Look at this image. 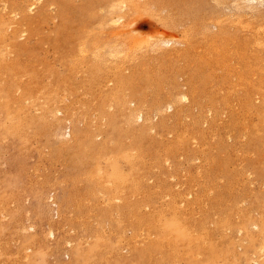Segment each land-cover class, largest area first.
Here are the masks:
<instances>
[{
    "label": "rangeland",
    "instance_id": "374dc122",
    "mask_svg": "<svg viewBox=\"0 0 264 264\" xmlns=\"http://www.w3.org/2000/svg\"><path fill=\"white\" fill-rule=\"evenodd\" d=\"M8 1L3 0V2L2 1L0 2V5L2 3L3 4L2 6L5 7V8L2 6L0 7L1 16L3 15V13L7 14L6 16L9 19L6 24L5 20H7V17L5 18L4 15L2 17L0 16L1 18L5 19L4 21L3 19L2 21H0V25H2V27H5V26L8 27V28L5 27L7 30L5 31L3 30V31L4 32L7 31L5 33L6 35L9 34L8 36L9 38H4L5 41L7 39L8 41L7 42L3 41L0 44L1 46L3 43H5L3 44L5 45L4 47L2 45L3 49H1L0 47V58H2V55L4 56V58L0 59V67H1L0 75L1 74L3 75V76L2 75L0 76V84L3 83V85L2 84L0 85V103H1L0 104V111H1L0 112V210L4 211V213L0 211L1 213L0 214V240H1L0 241V252H1L0 253V264H12V263L13 264H177V263L178 264H264V244L262 245V243H264V161H262L264 160V153H262L261 151V150L264 151V138H263L264 137V107H263L264 106V84H263L264 83V77H263L264 76V57H263L264 56L263 54L264 44H262L264 43L262 42L264 40V33H263L264 32V28H263L264 27V4H263L264 0L263 1L259 0L260 1L259 3H258V0H254L256 3L254 2L253 3L256 6H260V7H256L255 5L253 6V3L251 5L252 9H249L250 7L249 8L245 7L250 10L249 12H247L248 9L245 11L244 7L242 8L244 9V11L240 8L237 9L238 7L236 6L238 4H241V2H244L243 0L242 1L239 0L240 3L237 2L236 6H235V0H230V1L227 0L226 3H225V0L224 1L220 0L222 2V5L220 4L219 0L218 1L217 0H199V1L198 0H194V1L187 0L186 2L185 0H182L184 1L182 2L183 5L180 0H168L169 2L172 1L173 4L172 2L169 3L167 0H157V2H155L156 0L154 1L152 0L154 4L156 3V5L159 3L157 7L150 0H148L151 2V3L149 2V4L151 5L153 4L152 5L153 7L149 5L151 9L149 8L148 5L145 6L148 1L146 2V0L145 1L143 0V2L145 3H142V4L139 3L140 7H138L139 5L136 4L138 5L137 8H140V9L143 7L141 5L144 4V8H142L141 11H139L140 13L139 12L135 13V11H133L132 9L131 10L129 9L130 6H128L127 2H130V1L132 2L135 0H130V1L125 0L127 4L125 3V1L121 0L122 2L125 3V5L124 3L121 4L120 3L121 1L117 2L118 0H115V1L113 0H103V1L102 0H56V2L58 1V3L53 2L54 6L53 4L52 6L48 5L49 6L48 8L49 9L51 8V10L47 9L46 11L45 9L46 14H44L43 12L44 9H41V6L46 0H43L42 3H40V6H39V2L37 1L33 0V2H31L32 0H28L29 4L30 2L33 4H37V7H35L36 11L33 9L34 12L29 11L26 8L28 6H26L25 3L21 4V1L17 2L18 0H16V3H15V0H13L14 2L11 1L9 3ZM110 1H113V2H111L112 4L109 5ZM138 1L136 0L135 2H132V3L135 5V3ZM161 1L165 2L163 3L165 7L163 4H161L162 3ZM179 1L181 4L179 3ZM5 2H7V4ZM12 2L15 4H13ZM196 2L197 4H195ZM116 3H119L118 5H116L117 7H119V5H124L123 7L127 8L128 6L129 7L128 9H124L126 10V12L127 10L128 12L130 10L129 12L130 14L133 15L135 13L133 16H131L128 12H127L128 14L125 12L126 16H124V14L121 15L123 16V21L125 20L124 24L129 21L131 22V25L133 23L132 25L133 30H131V33L133 31L135 35L132 34L131 36L132 37L135 36L137 38L133 37L132 39L131 37V39L133 41H135L134 38L136 40H142V42L138 41L137 44L135 43L136 45H139V43H143V41L147 43V44L144 43L146 45L145 47L147 46L150 47V44H151V47L153 46V48H150L151 50L149 49V47L145 48L143 44H142L143 47L141 45L142 48L139 47V49L141 48L140 50L136 48L137 46H134L135 48L132 47L133 46L131 45L133 44L132 40H131L132 41L131 44L129 40H123L125 38L128 39L127 35H124L123 32L120 33L121 34L120 36L121 40H120L119 38L120 34L118 33L126 29V28L121 29V27L125 26L124 24H123L124 26L120 25L121 23L116 24L117 22H115V25L117 27H120V26L121 27L120 28L113 27L112 29H115V31L117 29V31L119 32H114L113 30V35L115 33L116 34L111 37L110 34H112L111 32L112 30L110 27L112 24L109 25L110 27L107 25L108 21L109 22L111 21V19L109 20L110 18L109 16L112 15L113 21L111 22H114V19L116 18L117 14H119L120 12L124 13V10H122V6H121V9L119 8V11L120 10L122 11L115 13L114 14L116 15L115 18L112 14L113 12L112 13L110 12L111 13V14L109 13L110 15L107 14L108 16L106 15L107 13L106 11H109L111 8H113L114 4ZM230 3L234 4V6H231ZM17 4L19 5V9H20V4H21V7L22 5H25L24 10L25 11L28 10V12H30L31 15L26 14L28 13L27 11L26 12L23 11V14H22L23 9L18 10ZM166 4L168 6L170 5V8L172 9H170ZM179 4L183 7L181 8ZM228 4L231 6V9L232 8L234 9L236 7V9H234L235 11L241 10L240 11L241 13L240 12L238 13V11L234 12L233 10L229 11L230 7L228 6ZM171 5H175V7L177 6L176 9L174 6L171 7ZM184 5H187L186 6L187 8L185 7L184 9ZM9 6H10V10L12 9V11L14 12L10 10H9L10 12H6L8 11L7 9H9ZM14 6L16 8H14ZM116 6H114L115 9H116ZM195 6L197 7V9H195L196 12L198 11L199 13L195 12L194 10V8H196ZM224 6H226L225 7L226 9L227 7L229 8L227 9L229 12L226 11ZM106 7L107 8L109 7L108 10H106L107 9ZM159 7L161 8L163 7L164 9L168 7L170 12L171 11L174 12V15L171 14L173 12L170 13L168 12L167 9L165 11L164 9L162 10ZM1 8H4V12H2ZM152 8L153 10L155 9L154 12H152L153 11ZM177 8L181 10L183 9L185 12H183V10L177 12V10H179ZM115 9H112V10H115ZM145 9L147 10L146 11L147 13L150 10H152L150 11L152 13L150 12L148 14L146 12L145 14L142 13V11ZM156 9H158L159 11ZM253 10L255 11L256 17H253L255 16ZM18 11H21V13ZM90 11L96 12V13L93 12V14L96 17L93 14H91ZM115 11H118V9ZM163 11L166 13H164ZM231 11H233L234 13H232ZM39 12H42V14ZM50 12L54 14L52 15ZM157 12H159L161 15L158 14ZM175 12L177 13V15ZM189 12L191 13L193 12V15L190 13L192 17H189L190 16ZM224 12L225 13L228 12V14L227 13L225 14ZM244 12H247L246 13L247 16L249 15L248 13L251 12L250 13L251 15L246 17ZM18 13H20V15ZM194 13L197 15L196 18L194 17ZM223 13L227 17H230V16L234 17V15L237 13L236 14L237 16L235 15L236 17L234 18L237 19L238 17L239 19L240 17L242 23L241 22L238 23L235 19H233V17L230 18L231 19V22H230L229 21L230 19L228 18L229 19L228 20L223 15ZM13 14H16L15 17ZM50 14L52 15V17ZM136 14L138 15L135 16ZM180 14L181 15L183 14L182 18ZM184 14L186 15L185 17H184ZM243 14H244V18L242 16ZM18 15L19 17L21 16L20 18L28 17V15L31 18L32 16L33 17L35 16L34 18H32L33 26L35 25L34 26L35 28L32 29L31 28L32 24L25 22L27 26L31 28L30 29L28 27L27 29V26H26V29H27L26 32H28L26 34L25 33L26 29H23L25 28L23 25L24 22H21V19L20 21L19 20L15 21V18H18L16 17ZM90 15H93V16L90 17ZM128 15L131 16V18ZM179 15H180V18H179ZM37 16L38 17L40 16L39 18H42V19L41 20L38 19ZM54 16H55V19H54ZM156 17L159 19L160 18L163 19V21L160 19V22L161 21L166 22L169 20L167 22L168 25L167 24L163 25L162 22L160 24L159 19H157ZM172 17L175 19H173ZM193 17H194L193 19L194 21L191 19ZM12 18L14 19L13 21H11ZM127 18H130L133 20H130V19L128 20ZM246 18L248 19V21ZM102 19H105V20H102ZM177 19H181L183 22ZM189 19H191V22L189 21ZM196 19L197 20L200 19L198 23ZM34 20H38L39 22L38 21L35 22ZM101 20L102 22L106 21V23L104 24L105 27L103 25L104 22L102 23ZM170 20H173V21L170 22ZM206 20L207 22H205ZM234 20L238 23V25L235 24L237 27H235L234 25V22H235ZM10 21L13 22L12 23L13 25H15L14 23H17L18 25V23L21 22V24L18 25L19 27L18 26L16 27V25L14 27H16L17 29L21 28L23 30L21 29L17 30L15 28L17 30L16 31L15 29H12L18 33V34L15 33L17 34V36H14L15 35L14 31L13 32L11 31V26L12 28L14 27L12 24H10L11 23ZM46 21L47 23H45ZM226 21H228L227 23L229 22L231 24L233 23L234 28L233 26L230 27L226 23ZM173 22L175 23V26H173L174 25ZM213 22L214 23L220 22L219 26L218 27L215 26ZM169 23L171 24L169 25ZM177 23L179 26H177ZM225 23L227 24V26ZM3 24L5 26H3ZM37 24L39 25V27H37L38 26ZM21 25H23V28ZM115 25L113 24V26ZM171 25L174 27V29L171 28L172 27ZM188 27H190L189 30H188ZM216 27L218 29H221L222 34H220V32L218 34V31L220 30H218ZM100 28L102 29V31ZM192 28H194V31H196L195 32L196 34L194 33ZM0 29H1V26H0ZM103 29L106 31H104ZM209 29H210V32H209ZM3 31H2V34L5 37V34L3 33ZM18 31L19 32L21 31L20 32L21 36H18L19 35ZM109 31L111 33H109ZM99 33L103 35H100ZM255 33H257L259 37L260 35L261 37H263L262 41H261V37L260 38L258 37L260 39L258 40L260 41L258 45H257V42H255V40L258 39ZM11 34H13L12 35L13 37L11 36ZM251 34L253 35L252 38H248V37H251ZM116 35L118 37L114 39L115 41L112 40L113 38L116 37ZM123 35L126 37H124ZM208 35L210 37H208ZM211 35L213 36L214 39L211 37ZM99 36L101 37L98 38ZM106 36H109V40H108V37ZM14 37L15 39H13ZM184 37L186 38L184 39ZM254 37L256 39H254ZM95 38L96 40L99 39L98 40L99 43L96 42ZM103 38L105 41L107 40V42H105ZM245 38H248V39L245 40ZM153 39L154 40L157 39V41H162V40L164 41L166 39L169 40L171 44L168 42V49L171 47L173 48L175 47L174 50L177 49L178 47L177 46L178 44L176 45L175 43L180 42L179 43L180 47L177 50H175L179 52L180 58H179L178 53L176 56L175 51H173L175 55L174 56L172 55L173 57L172 58L170 55L171 54L170 49H169L170 54H168L167 49L165 50L168 56L166 55V53L164 56L165 51H163V53H162V50L157 52L159 49L157 48L155 49L154 44L158 42L156 40L154 41ZM158 39H161V40H158ZM186 39L188 40L191 39V40L188 41ZM250 39H254V40H250ZM116 40H119V42L122 43V44L117 45V46H120L119 48H121V45H123V43L124 45L126 43L122 41H127L129 42L130 45L126 44V46L124 45L123 46L124 47L131 46L134 49V51H137L138 53L133 52V49L131 47H130L132 50V51L130 50L131 53L129 52L130 48H126L125 50L124 47H122V51H123L122 54L120 52V49L118 48L117 50H113L116 48V44H117ZM247 40L248 41L250 40L251 43L250 41L248 42ZM29 41L31 42L29 43ZM231 41L232 42L234 41L233 44ZM252 41L254 42V45L257 47L252 45L253 44ZM182 42H183V45H182ZM235 42L237 45L235 44ZM11 43L12 45L10 46ZM18 43L21 44V48L19 46L20 44L17 45ZM92 43L95 45H92ZM104 43L107 44L105 45L106 47H104ZM112 44L115 45L114 48ZM186 44L188 45L190 44L191 48L186 47L188 46ZM214 44H216L217 46L215 47ZM234 44L236 45L235 46L236 48L234 47ZM8 46L10 49L12 47V49L10 50ZM22 46H23V49H22ZM97 46H99L98 48H100L101 52L97 51L98 50ZM109 46H111L113 49L110 47L112 49L111 52L109 50L107 53L109 52L110 53L107 54L108 56L107 55L105 56L106 50L110 49L108 48ZM258 46L260 47L258 48ZM13 47H15L14 50H16L15 51L16 53L13 51ZM16 47H18L22 51L21 52L20 50L17 51L18 48ZM219 47H222V48L220 49ZM5 49H7V51ZM147 49H149L148 51L150 53L146 52ZM152 49H154L155 51L153 50L154 52H151ZM228 49L230 50V52ZM1 50L6 51V53L2 52ZM83 50H85V52H83ZM86 50H89V52H87ZM118 50L121 55L117 53ZM252 50L254 53L251 52ZM66 51H68L69 53H67ZM112 51L113 52L115 51V52L112 53ZM124 51L126 55H123L125 54ZM97 52H99V55L96 54ZM155 52L158 55L162 53L163 55L160 54L162 55L161 58L162 57L165 58L167 56L166 59H169L170 57L172 59L170 58V60L165 61V59L163 58V61H164L163 63L161 59H158L160 57H157ZM2 53H5L6 55ZM115 53H117V55L119 54L118 56L116 55L117 61L115 59L116 57L113 58V55ZM140 53H142V55ZM66 54L69 55V58L68 56H65ZM76 54L77 55L81 54V55L78 57ZM111 54L112 56L110 57L109 55ZM127 54L128 56L129 54H131L130 58H133V57L134 58L127 59L128 58ZM90 55H93V56L90 57ZM94 55L97 56L96 59L98 60H94L95 59ZM62 56L63 57L65 56V57L63 58ZM98 56L100 57L102 56V57L100 58ZM120 56H123V58L124 56L125 57L127 56V58L123 59ZM109 57L112 59H110ZM99 58L101 60L102 59L103 60L106 59V60L100 61ZM118 58L123 59L122 60L123 65L121 64L122 62H120L121 60L119 61ZM6 59L7 61H5ZM9 59L11 62L8 61ZM108 59L110 60V62L107 61ZM15 61L16 63H18L17 64L18 66H16ZM167 61H170V62H167ZM19 63L20 64L22 63V64L19 65ZM109 63H111L112 65ZM114 63L116 66L114 65ZM3 64L4 65L6 64L5 68H2ZM7 65L8 67H6ZM12 65H13V69L15 65L14 70H12L11 68ZM104 65H106V67ZM113 65L115 68L116 67L117 68L115 69ZM27 66L30 68V70ZM67 66H70L71 69ZM109 67L111 68L109 69ZM221 67H224V68H221ZM119 68L121 71L119 70V72L117 73L116 71H118ZM104 69L106 72L104 71ZM15 70L19 71V73ZM92 70H94V72H92ZM88 71H90V73ZM15 73L16 75H14ZM116 73L122 74V77L120 76V78H121V81H123V84L125 83V81H127L126 86L125 84L123 85L121 82L120 83L122 85H120L119 82H117L119 79L116 80V78H118L119 75L117 76ZM66 74H67V77H65ZM110 74H112V76ZM160 74H162L161 78H160ZM56 76L58 78H56ZM59 76L62 78L60 79ZM4 77H6V79ZM123 77H125V79ZM126 77L127 78L131 77V78H129V80H126L127 79ZM13 78L15 79L13 80ZM94 78H95V82H94ZM122 78L124 80H122ZM237 78L238 79L240 78L241 80L239 79V81H237L238 80ZM131 79H133L132 80L133 82L130 81ZM81 80H83V82ZM12 81H14V83ZM8 82L9 83L11 82V83L9 84ZM20 82L22 83L19 84ZM88 82H90L91 84ZM95 84L96 86H94ZM5 85L7 86L5 87ZM61 85L62 87L64 85L65 86L62 88ZM237 85L238 86L240 85L242 87L240 86L237 87ZM10 86H11V89L9 88ZM88 86H89V89H88ZM18 87L21 89H19ZM125 87L126 89L123 90V88ZM5 88H8V89H5ZM26 89H28L29 91ZM120 89L123 91H121ZM10 90L12 92H10ZM49 90L50 91L52 90V91L50 92ZM111 90H114L112 91L114 92V94L118 93V95L117 94L115 95L117 96V100L118 98L126 100V105L127 106L130 105L129 107L131 110H128L130 111L129 112L130 114L131 112H133L134 115H136L135 113H137V115L135 116L137 117V122L135 121L136 120L135 117H134L135 119L132 118V120L135 123L131 120L133 125L130 121L131 118L129 117H132L134 115L133 114L129 116L127 115L128 113L127 109L129 107L127 108L125 104L122 105L124 101L118 100V101H115L114 103L113 99L115 100L116 97L111 92ZM110 92L112 93V95ZM122 93L127 95V97L125 98V95H123ZM180 93L185 94L186 96L185 98L187 100L186 99H183L184 101L175 100V99H178L182 95V94L179 95ZM173 94L177 96L179 95V97L176 98L177 96L175 97V95ZM250 94L251 95L254 94L252 95L253 97ZM24 96L25 98H27V100L22 99ZM33 96L35 98H33ZM102 96H103V99H101ZM132 96L133 97L135 96L134 99L138 97V100L135 101L134 99H132ZM17 97L18 98L22 97L20 99L21 101H19ZM170 97H172V99L175 97V99H173L174 101ZM14 99H16L17 101L16 100L15 101L19 103L16 104ZM63 99L65 100V102L63 101ZM131 99L134 100V102L132 101L133 103L132 102L130 103L136 104L135 102L140 101L141 104L137 102V105L139 104V105H142L143 107L138 105V108H136L132 104L127 103V101H131ZM168 99L170 101H168ZM23 100H25L24 101L25 103L22 102ZM171 100L173 101V103ZM237 100L239 101L237 102ZM165 101L168 103L166 104ZM175 101H178L177 102L178 107L174 106L175 108H172ZM34 102H36L37 105ZM235 102L237 103V106ZM95 103L96 105L99 104L98 105L99 108H96L97 106H95ZM117 103L119 104L117 105ZM159 103L160 104L162 103L163 105L166 104V105L161 106ZM22 104H24V106ZM62 104H64L66 108ZM208 104L209 106H207ZM7 105H8V108L11 109V111L10 109L7 110L8 109ZM50 105L52 107H50ZM119 105L120 106L122 105V107H119ZM157 105H160L159 108H157ZM242 105H243V108H242ZM21 106H22V109H21ZM123 106L126 107V108L124 107L126 110H123L124 109ZM225 106H226V109H225ZM13 107H15V109H13ZM165 107H168L167 110L165 109ZM134 108L136 111L139 110L141 113H145L147 111L148 114H146L147 112L145 113L147 116L144 114L142 115L139 111L137 112L134 111ZM142 108L143 110H141ZM152 108L154 110L156 108L157 111L159 109L160 110L162 109V111L166 110L167 112L163 111L164 113L161 112L160 110L158 111L164 114L163 116L165 117H163L162 115L160 117L159 116L160 113H158L157 111L154 112ZM99 109L100 110L102 109V110L98 111ZM173 109L175 110L172 111ZM208 109H211L210 112ZM22 111L23 112L26 111V112L24 113V115L20 116ZM230 111H232L231 112L232 114L230 113ZM234 111L235 113H233ZM138 113L141 114L143 117L146 116V118L144 119L148 123L147 126L146 124L144 125L142 124V123H145V120L144 119H142L144 121L140 120L142 117L139 119ZM244 113H246V116H244L245 115ZM29 114H31L32 116ZM52 114H53V117H52ZM99 114H101V117ZM10 116L11 118L12 117L13 118L11 119ZM14 117H15V120H14ZM126 117L129 118V120ZM163 118L166 121V122L164 121V123H166L165 125L166 127L163 126L164 124H162ZM229 118L231 119V121ZM56 119L58 120V122ZM205 119L207 120L205 121ZM68 120H70V122ZM138 120L142 122L140 123V121ZM161 120L162 122L159 123ZM127 122L129 123V125L131 124V126H129ZM149 123L151 124L149 125ZM58 124L60 125L61 128L58 126ZM134 124L138 128L140 127L138 125L140 124L142 125L141 128H142L143 133L141 132V128H139L141 133L138 132L139 134H142V135H139L137 133L140 136V138L141 136H144L142 140L137 139L139 137H137L138 135L137 136L135 135L137 128ZM240 124H242L243 126L242 125L240 126ZM190 125L191 127H188ZM216 125L218 127H216ZM146 127L147 128L151 127L152 129L149 128L147 130ZM184 127L187 130L184 129ZM244 127H246V129ZM146 130L149 132H147ZM230 130L232 131V133H230L231 132ZM173 131L174 133H171ZM144 132L147 134H145ZM21 133L24 136L21 135ZM180 134L183 139L180 138L181 137ZM73 135L74 137H72ZM174 135H176V137ZM227 136H229V138ZM30 137L31 139H29ZM72 138H74L75 141L74 140L72 141ZM192 139L194 140L192 141ZM61 141L64 143L62 144ZM190 141H191V144L189 143ZM206 141H207V144H206ZM158 142H159V145H158ZM178 142H179V145L175 144ZM180 143H181V146L183 145L182 148L179 147ZM192 143H194V145ZM89 144L92 146H90ZM143 144H145L146 146ZM82 145H84L85 147ZM184 145L188 147H185ZM88 146H90L91 148H89ZM137 147L139 148L137 149ZM184 147L186 150L184 149ZM173 148H175L176 150ZM131 149L133 150L136 149L137 152ZM148 149L151 151L149 152ZM188 149H191V151ZM141 151H144V153ZM152 151H154L156 154ZM245 153H248L249 155L248 154L246 155ZM120 156L121 157L123 156V157L119 158ZM155 157L157 159H155ZM165 159L167 160L163 161ZM216 159L217 160L220 159V160L217 161ZM80 161H82L81 164H80ZM150 163L152 165H150ZM148 165L151 167L149 168ZM157 165H159V167ZM134 166H136V168H134ZM81 167L82 168L84 167V168L80 170ZM99 167L100 169H98ZM114 167H116L118 171L121 172L122 176H125V177L128 176L125 178L127 179L126 182L122 181V184H121L120 183L121 180L120 182L118 180V178L120 177L118 174L117 176L119 177L116 178L118 181L117 183V181L115 180V175L116 173H118V171H116L117 169ZM157 167H158V170H157ZM96 170L97 171L100 170L101 172L100 171L97 172ZM129 171H130V174H129ZM113 173H115V175ZM99 174H101L102 176H99ZM90 177H91V180H90ZM107 178L108 179L110 178V179L108 180ZM145 178L147 182H145L144 180ZM109 181H111V183H109ZM131 181L132 183H130ZM133 182L135 185L133 184ZM154 184L156 185V187ZM175 184L177 187L175 186ZM104 185H106V187ZM116 185H118L116 187L117 193H115L116 191L114 190L115 189L114 187ZM107 187L110 188L111 191H109ZM148 187L150 188V190ZM201 187H203L204 189L203 188L200 189ZM117 188L118 189L121 188V189L117 190ZM225 188L228 191L225 190ZM123 189L124 191L125 190L127 191L124 192ZM168 189H170V191ZM213 190L214 192H211ZM119 191L121 192L123 191V192L121 193ZM236 191H237V194H236ZM103 192L104 194H102ZM126 192L129 195H127ZM179 192L181 193L179 194ZM123 193L124 194L126 193L125 194L126 196ZM168 194H172L173 196L172 195H171L172 197L170 195L168 196ZM186 194H187V197H186ZM85 195L88 197H86ZM107 195H110V197ZM205 195H207L208 199L207 197H204ZM221 195L225 199H223ZM82 200H85V202H82ZM190 200L193 203L190 202ZM143 201L145 203H143ZM122 202H123L124 207L122 205ZM124 202L126 205L124 204ZM153 203L155 204V206ZM227 203L228 205H226ZM150 204H152L153 207L149 206ZM126 213H128V215ZM111 215H113V218ZM143 216H147V217H143ZM63 218H65L66 220ZM172 220H175V221H172ZM153 223H154V226L156 225L155 227L153 226ZM175 223L180 228L177 227ZM250 224L251 225L253 224L254 226L253 225L250 226ZM250 227H252L253 229L252 228H251L252 230L246 229ZM254 227L255 228L257 227V229H255ZM238 228H240L241 230H239ZM236 229L238 233H236ZM162 230L163 232L161 233ZM248 230H251V231H248ZM141 231L144 233H142ZM145 232L148 233V236L146 235ZM256 233L257 235H255ZM261 248L263 251L262 250L260 251Z\"/></svg>",
    "mask_w": 264,
    "mask_h": 264
},
{
    "label": "bare ground",
    "instance_id": "6f19581e",
    "mask_svg": "<svg viewBox=\"0 0 264 264\" xmlns=\"http://www.w3.org/2000/svg\"><path fill=\"white\" fill-rule=\"evenodd\" d=\"M1 1L3 2V0H0V2H1ZM4 1H5V0H4ZM7 1H8V0H7ZM11 1H13V0L8 1V3L11 2ZM20 1H21V4H24V3H25V5L28 6V7H26V8H27L29 11L34 12L33 9L35 10V7H37V4H33V3H31V2H33V0L30 2V4H29L28 0H26V1H25V0H24V1H22V0H18L17 2H20ZM35 1L39 2V6H40V3H42L43 0H35ZM102 1H103V0H102ZM113 1H115V0H113ZM113 1H110L109 5L112 4L111 2H113ZM120 1H121V0H118L117 2H120ZM122 1H125V0H122ZM122 1L120 2L121 4L124 3V2H122ZM126 1H127V0H126ZM126 1H125V3H126ZM129 1H130V0H129ZM135 1H136V0H135ZM135 1H132V2H135ZM137 1H138V0H137ZM139 1H140V2H139ZM139 1L136 2L135 5H136V4L139 5V3H140V4L145 3V2H143V0H139ZM141 1H142V2H141ZM144 1H145V0H144ZM147 1H148V0H146V2H147ZM150 1L154 4V2H153L154 0H153V1L150 0ZM150 1H148L147 4H146L145 6H147V5L149 6V5H151V4H149ZM167 1H168V0H167ZM180 1H181V3L184 2V1H182V0H180ZM180 1H179V3H180ZM186 1H187V0H185V2H186ZM193 1H194V0H193ZM198 1H199V0H198ZM217 1H218V0H217ZM219 1H220V0H219ZM223 1H224V0H223ZM226 1H227V0H225V3H226ZM229 1H230V0H229ZM240 1H242V0H240ZM243 1H244V2H241V4H238V5L236 6L237 2H238V3H240V2H239V0H237V1L235 0V6L238 7L237 9H239V8L242 9L243 7H244V8H245V7H248V8L250 7L249 9H252V8H251V7H252V6H251L252 3H253V2L256 3L254 0H243ZM261 1H263V0H261ZM13 2H14V1H13ZM13 2H12V3H13ZM27 2H28V3H27ZM53 2H56V0H46V1H44L43 5L41 6V9H44V11L42 10V11L44 12V14H46L45 12L47 11V9H49L48 7H49L50 5L52 6ZM132 2H131V1H130V2H127V3H128V6H130V8H129L127 5H126L127 8H126V7H123V6L125 5V3H124V5H119V7L116 6V5H118L119 3H116V4H114V6H116V9H115L114 6H113V8H111V6H110L111 9H110L109 11H106V10H108V8H109V7H108V8L106 7V8H107V9L105 10V11L107 12L106 15L109 14L110 12H111V13L113 12L112 14H113V16H114V18H115L116 15H114V14L117 13V12H120V11H122V10H124V9H128V8H129L130 10L132 9L133 11H135V13H137V12L141 11L142 8H144V4L141 5V6H143V7L140 9V8H137L138 5L135 6ZM151 2H150V3H151ZM155 2H157V0H156ZM161 2H162L161 4L165 3V2H163V1H161ZM168 2H169V1H168ZM168 2H167V3H168ZM171 2H172V1H171ZM171 2H169V3H171ZM231 2H232V1H231ZM259 2H260V1L258 0V3H259ZM5 3L7 4V2H5ZM15 3H16V0H15ZM15 3H13V4H15ZM35 3H36V2H35ZM56 3H58V1H57ZM127 3H126V4H127ZM181 3H180V4H181ZM192 3H193V2H192ZM223 3H224V2H223ZM254 3H253V6L255 5ZM258 3H257V5H258ZM261 3H262V2H261ZM18 4H19V3H18ZM18 4H17V6H18V7H17L18 10L23 9V10H22V14H23V11H24V12H26V11L28 12V10H26V11L24 10V6H25V5H22V7H23V8H22V7H21V4H20V9H19V5H18ZM27 4H29V5H27ZM59 4H60V3H59ZM102 4H104V3H102ZM153 4H152V5H153ZM158 4H159V3H158ZM158 4H157V5H158ZM172 4H173V2H172ZM174 4H175V3H174ZM180 4H179V5H180ZM195 4H197V2H196ZM198 4H199V2H198ZM220 4L222 5V2H221V1H220ZM230 4H231V3H230ZM263 4H264V2H263ZM263 4H262V6H263ZM2 5H3V4L1 3L0 7H1ZM48 5H49V6H48ZM109 5H108V6H109ZM152 5H151V6H152ZM154 5L157 7L156 3H155ZM163 5H164V4H163ZM166 5H167V4H166ZM177 5H178V3H177ZM182 5H183V3H182ZM212 5H213V4H212ZM260 5H261V4H260ZM5 6H6V5H5ZM46 6H47V7H46ZM53 6H54V4H53ZM121 6H122V10L119 11V8L121 9ZM159 6H160V5H159ZM167 6H168V5H167ZM172 6L175 7V5H171V7H172ZM186 6H187V5H184V9H185ZM228 6L230 7V9L227 7V9H229V11H230V10H233L234 12H237V11H238V13L241 11V10H240V11H239V10L235 11L234 9H236V7H235L234 9H233V8L231 9V6H234V4H231V6L228 4ZM255 6H256V5H255ZM2 7H4V6H2ZM11 7H13V6H11ZM44 7H46V8H44ZM84 7H85V6H84ZM138 7H140V5H139ZM152 7H153V6H152ZM164 7H165V5H164ZM168 7L170 8V5H169ZM168 7L165 8V9H164L163 7H162V8L159 7V8L162 9V10L164 9L165 11H166V9H167L168 12H170ZM176 7H177V6H176ZM176 7H175V9H176ZM180 7L182 8L183 6L180 5ZM190 7H191V6H190ZM195 7H196V6H195ZM225 7H226V6H224V8H225ZM256 7H260V6H256ZM4 8H5V7H4ZM4 8H1V9H2V12H4ZM14 8H16V7L14 6ZM52 8H53V7H52ZM100 8H101V7H100ZM149 8L151 9L150 6H149ZM186 8H187V7H186ZM248 8H245V11H246ZM253 8H255V7H253ZM45 9H46V11H45ZM54 9H55V8H54ZM112 9H115V10L118 9V11H115V10H112ZM139 9H140V10H139ZM147 9H148V8H147ZM150 9H149V10H150ZM170 9H172V8H170ZM175 9H174V11H175ZM177 9H179V8H177ZM188 9H190V8H188ZM195 9H197V7L194 8V10H195ZM200 9H201V7H200ZM200 9H199V10H200ZM225 9H226V8H225ZM225 9H224V10H225ZM227 9H226V11H228ZM249 9L247 10V12L250 11ZM255 9H257V8H255ZM255 9H254V10H255ZM7 10H8V11H6V10H5V11H6V12H10V11H12V9L10 10V6H9V9H7ZM9 10H10V11H9ZM13 10H15V9H13ZM49 10H51V8H50ZM130 10H129V12H130ZM152 10H153V8H152ZM152 10H150V11H152ZM154 10H155V9H154ZM154 10H153L152 12H154ZM156 10H158V9H156ZM182 10H183V9H182ZM182 10L179 9V10H177V12H178V11H182ZM192 10H193V9H192ZM202 10H203V9H202ZM242 10L244 11V9H242ZM254 10H253V12H254V15H255V11H254ZM35 11H36V10H35ZM53 11H54V10H53ZM53 11H51V12H53ZM97 11H98V10H97ZM143 11H144V12H143ZM143 11H142V13L145 14V12H146L147 10L145 9V10H143ZM150 11H149V12H150ZM158 11H159V10H158ZM188 11H189V10H188ZM229 11H228V12H229ZM233 11H231V12L234 13ZM251 11H252V10H251ZM0 12H1V11H0ZM12 12H14V11H12ZM18 12L21 13V11H18ZM32 12H31V13H32ZM51 12H50V13H51ZM90 12H91V11H90ZM93 12H94V11H93ZM93 12H91V14H93ZM99 12H100V11H99ZM125 12H126V10H124V13H121V12H120V13H119L120 16H119V14H117L116 18H115V19L113 18V19H114V22H111V21H113V20H112V15H110L111 13L109 14V15H110V16H109V17H110L109 20L111 19V21H110L111 23L108 21L107 25L109 26L110 24H112L111 27L109 26V27L111 28V30H112V31H111L112 34H110L111 37L114 36V35L116 34V33H115V34L113 35V30H114V32H119V31H117V29H116V31H115V29H112L113 27H114V28L117 27V26L115 25V22H117L116 24H118V23L120 24V23H121L120 25H123V24H124V21H125V20L123 21V16H121V15L124 14V16H126V13L128 12V10H127L126 13H125ZM129 12H128V13H129ZM149 12H148V13H149ZM152 12H150V13H152ZM163 12H164V11H163ZM171 12H173V11H171ZM171 12H170V13H171ZM183 12H185V11L183 10ZM183 12H182V13H183ZM186 12H187V11H186ZM195 12H196V10H195ZM207 12H209V11H207ZM220 12H221V11H220ZM228 12H226V13L228 14ZM247 12H244L245 15H246V17H248L249 15H251V14H250L251 12H250V13H248L249 15L247 16V14H246ZM256 12H257V11H256ZM20 13H18V14L20 15ZM39 13L42 14V12H39ZM39 13H38V14H39ZM94 13H96V12H94ZM104 13H105V12H104ZM128 13H127V14H128ZM132 13H133V12H132ZM135 13H134V14H135ZM139 13H140V12H139ZM146 13H147V12H146ZM148 13H147V14H148ZM155 13H156V12H155ZM157 13L160 14L159 12H157ZM164 13H166V12H164ZM164 13H163V14H164ZM175 13H176V12H175ZM180 13H181V12H180ZM190 13H191V12H189V15H190ZM196 13H199V12L197 11ZM224 13H225V12H224ZM224 13H223V15L225 16L226 13H225V14H224ZM240 13H241V12H240ZM242 13H243V12H242ZM26 14L31 15L30 12H28V13H26ZM44 14H43V15H44ZM47 14H48V13H47ZM51 14H52V13H51ZM51 14H50V15H51ZM53 14H54V13H53ZM53 14H52V15H53ZM88 14H89V13H88ZM129 14H130V13H129ZM134 14H133V15H134ZM163 14H162V16H163ZM171 14L174 15V12L171 13ZM191 14L193 15V12H192ZM216 14H217V13H216ZM236 14H237V13H236ZM236 14H235V15H236ZM252 14H253V13H252ZM3 15H4L5 18L7 17V16H6L7 14H4V13H3ZM3 15H2V16H3ZM13 15H14V17H15L16 14H13ZM19 15L16 16V17H18L19 19H18V18H15V21H18V20L20 21V19H21V22H24L23 25H24L25 28H23V25H21L23 29H26V26H27L26 23H31V24H32V27H31V28H32V29L35 28V27H34L35 25L33 26V22H32V21H33L32 18H34L35 16H34V17L32 16V18H31V17L28 15V17L20 18L21 16L19 17ZM52 15H51V17H52ZM93 15H94V14H93ZM93 15H90V17L93 16ZM130 15L133 16L132 14H130ZM137 15H138V14H136L135 16H137ZM139 15H140V14H139ZM141 15H142V14H141ZM160 15H161V14H160ZM176 15H177V13H176ZM176 15H175V16H176ZM180 15H181V14H180ZM180 15H179V18H180ZM182 15H183V14H182ZM182 15H181V18L183 17ZM189 15H188V16H189ZM195 15H196V14L194 13V17L196 18L197 15H196V16H195ZM203 15H204V13H203ZM203 15H202V16H203ZM217 15H218V14H217ZM217 15H216V16H217ZM219 15H220V14H219ZM233 15H234V14H233ZM235 15H234V17L237 16V15H236V16H235ZM0 16H1V13H0ZM2 16H1V17H2ZM41 16H42V15H41ZM57 16H58V14H57ZM94 16H95V15H94ZM107 16H108V15H107ZM128 16H129V15H128ZM131 16H129V17L131 18ZM167 16H168V15H167ZM170 16H171V15H170ZM185 16H186V15L184 14V17H185ZM216 16H215V17H216ZM220 16H221V15H220ZM242 16H243V18H244V14H243ZM1 17H0V18H1ZM9 17H10V16H9ZM11 17H12V15H11ZM39 17H40V16H39ZM39 17L37 16V18L41 20L42 18H39ZM43 17H45V16H43ZM49 17H50V16H49ZM95 17H96V16H95ZM105 17H106V16H105ZM105 17H103V18H105ZM152 17H153V16H152ZM168 17H169V16H168ZM189 17H192V16L190 15ZM194 17L191 18V19L193 20ZM225 17H226L227 19H228V18L230 19V18H232L233 16H232V17H231V16H230V17L225 16ZM225 17H224V18H225ZM234 17H233V19H235L238 23H239V22L242 23L240 17H239L240 20L238 19V17H237V19L234 18ZM253 17H256V15L253 16ZM37 18H35V19H37ZM130 18H127V19L129 20ZM156 18H157V17H156ZM156 18H155V19H156ZM170 18H171V17H170ZM172 18H173V17H172ZM200 18H201V16H200ZM222 18H223V17H222ZM226 18H225V19H226ZM243 18H242V20H243ZM2 19H3V21L5 20L4 18H1L0 21H2ZM10 19H11V18H10ZM52 19H53V18H52ZM54 19H55V16H54ZM121 19H122V21H121ZM125 19H126V17H125ZM157 19H159V18H157ZM160 19H161V18H160ZM160 19H159V23L161 24V22L163 21V19H161V20H162L161 22H160ZM165 19H166V18H165ZM167 19H168V18H167ZM173 19H175V18H173ZM184 19H185V18H184ZM187 19H188V18H187ZM191 19H189L190 22H191ZM218 19H219V18H218ZM218 19H217V20H218ZM227 19H226V20H227ZM229 19H228V20H229ZM246 19H247V18H246ZM254 19H255V18H254ZM8 20H9V19H8V17H7V20H5V21H6V24H7ZM13 20H14V19L12 18L11 21H13ZM102 20H105V19H102ZM102 20H101V22H102ZM130 20H133V19H130ZM177 20L182 21L181 19H177ZM177 20H176V21H177ZM196 20H197V19H196ZM199 20H200V19H199ZM199 20H197V23H198ZM207 20H208V19H207ZM207 20H206L205 22H207ZM217 20H216V21H217ZM221 20H222V19H221ZM235 20H234V21H235ZM250 20H251V19H250ZM252 20H253V19H252ZM11 21H10V22H11ZM34 21L36 22V21H38V20H34ZM52 21H53V20H52ZM94 21H95V20H94ZM126 21H127V20H126ZM168 21H169V20H168ZM168 21H166V22L164 21L165 23L162 22V24L165 25V24H167ZM171 21H173V20H170V22H171ZM179 21H178V22H179ZM184 21H185V20H184ZM187 21H188V20H187ZM193 21H194V20H193ZM202 21H203V20H202ZM212 21H213V20H212ZM223 21H224V20H223ZM229 21L231 22V19H230ZM232 21H233V20H232ZM236 21H235V22H236ZM247 21H248V19H247ZM261 21H262V20H261ZM21 22H19L18 25H20ZM25 22H26V23H25ZM38 22H39V21H38ZM67 22H68V21H67ZM103 22H104V23H103ZM103 22H102V23H103V25H104V24L106 23V21H103ZM132 22H133V21H132ZM182 22H183V21H182ZM182 22H181V23H182ZM227 22H228V21H226V23H227ZM230 22H229V23H230ZM235 22H234V25H235V24L238 25V23H237V22L235 23ZM252 22H253V21H252ZM3 23H4V22H3ZM12 23H13V22H11L10 24H12ZM40 23H41V21H40ZM45 23H47V21H46ZM173 23H174V22H173ZM179 23H180V22H179ZM187 23H188V22H187ZM201 23H203V22H201ZM211 23H212V22H211ZM213 23H214V22H213ZM217 23H218V22H215L214 25L218 27L220 22H219L218 24H217ZM226 23H225V24H226ZM229 23H227V24H228L230 27L233 26V28H234L233 23H232V24H231V23L229 24ZM8 24H9V23H8ZM14 24L16 25V27L18 26L17 23H14ZM113 24H114L115 26H113ZM170 24H171V23H169V25H170ZM205 24H206V23H205ZM209 24H210V23H209ZM227 24H226V26H227ZM12 25H13V24H12ZM15 25H13V27H14ZM28 25H29V24H28ZM37 25H38V24H37ZM40 25H41V24H40ZM62 25H63V24H62ZM66 25H67V24H66ZM83 25H84V24H83ZM101 25H102V24H101ZM103 25H102V26H103ZM124 25H125V26H124ZM124 25H123L124 27H121V26H120V27H121V29H123V28H124V29L126 28V29H125L124 31H120L118 34H120L121 32H123L124 35H127L128 39L125 38V39H123V40H129V41H130V44H131V42L133 41V40H132L133 37H135V36H133V37L131 36L132 34H134L133 31H132V33H131V30H133V29H132V28H133V27H132L133 23H132V25H131V22L129 21V22L125 23ZM167 25H168V24H167ZM167 25H166V26H167ZM172 25H173V24H172ZM172 25H171V26H172ZM190 25H191V23H190ZM190 25H189V26H190ZM202 25H203V24H202ZM222 25H223V23H222ZM246 25H247V23H246ZM0 26H1L2 31H3V30H4V31L7 30L6 28H8V27H6L4 24H3V26H5L6 28H5V27H2V25H0ZM10 26H11V25H10ZM21 26H20V27H21ZM48 26H49V25H48ZM48 26H46V27H48ZM118 26H119V25H118ZM130 26H131V27H130ZM173 26H175V23H174ZM173 26H172L171 28L174 29ZM177 26H179L178 23H177ZM180 26H181V25H180ZM187 26H188V25H187ZM208 26H209V25H208ZM16 27L12 28V26H11V31L13 32L14 30H12V29H15ZM18 27H19V26H18ZM28 27H29V26H27V29H28ZM37 27H39V25H38ZM51 27H52V25H51ZM95 27H96V26H95ZM98 27H99V26H98ZM100 27H101V26H100ZM104 27H105V25H104ZM109 27H108V28H109ZM120 27H117V28H120ZM164 27H165V26H164ZM168 27H169V26H168ZM184 27H185V26H184ZM193 27H194V26H193ZM200 27H201V26H200ZM217 27H216V28H217ZM235 27H237V26L235 25ZM245 27H246V26H245ZM248 27H249V26H248ZM3 28H5V29H3ZM29 28H30V27H29ZM31 28H30V29H31ZM43 28H44V27H43ZM80 28H81V27H80ZM108 28H107V30H108ZM110 28H109V29H110ZM127 28H128V29L130 28V29L128 30ZM166 28H167V27H166ZM169 28H170V27H169ZM186 28H187V27H186ZM189 28H190V27H188V30H189ZM201 28H202V27H201ZM211 28H212V26H211ZM214 28H215V27H214ZM221 28H222V27H221ZM241 28H242V27H241ZM260 28H261V27H260ZM263 28H264V27H263ZM1 29H0V44H1L3 41H5L4 38H9V37H8L9 34H8V35L5 34L7 31H6V32L3 31V33L5 34V37H4L3 34H2ZM16 29H17V28H16ZM16 29H15V30H16ZM20 29H21V28H18L17 30H20ZM23 29H21V30H23ZM27 29L25 30V33H26V34L28 33V32H26ZM37 29H38V28H37ZM49 29H50V28H49ZM52 29H53V28H52ZM97 29H99V28H97ZM100 29H101V28H100ZM105 29H106V28H105ZM192 29H193V31H194V28H192ZM192 29H191V30H192ZM217 29H218V28H217ZM217 29H216V30H217ZM230 29H231V28H230ZM243 29H244V28H243ZM257 29H258V28H257ZM17 30H16V31H17ZM103 30H104V29H103ZM183 30H184V29H183ZM206 30H207V29H206ZM214 30H215V29H214ZM218 30H220V31H218V34H219V32H220V34H222V33H221V29H218ZM246 30H247V29H246ZM246 30H245V31H246ZM259 30H260V29H259ZM32 31H33V30H32ZM101 31H102V29H101ZM101 31H100V32H101ZM104 31H106V30H104ZM104 31H103V33H104ZM211 31H212V29H211ZM228 31H229V30H228ZM239 31H240V30H239ZM242 31H243V30H242ZM242 31H241V32H242ZM254 31H255V30H254ZM256 31H257V30H256ZM18 32H19V31H18ZM20 32H21V31H20ZM20 32H19V35H18V36H21V35H20ZM23 32H24V31H23ZM90 32H91V31H90ZM95 32H96V31H95ZM111 32L109 31V33H111ZM181 32H182V31H181ZM195 32H196V31H194V33H195ZM209 32H210V29H209ZM222 32H223V30H222ZM224 32H225V31H224ZM241 32H239V33H241ZM15 33H17V32L14 31V34H15ZM97 33H98V32H97ZM183 33H184V31H183ZM191 33H192V32H191ZM194 33H193V34H194ZM216 33H217V32H216ZM263 33H264V32H263ZM263 33H262V34H263ZM17 34H18V33H17ZM17 34H15L14 36H17ZM51 34H52V33H51ZM93 34H94V33H93ZM99 34H100V33H99ZM181 34H182V33H181ZM188 34H189V33H188ZM195 34H196V33H195ZM218 34H217V35H218ZM225 34H226V33H225ZM225 34H224V35H225ZM243 34H244V33H243ZM12 35H13V34H11V36H12ZM49 35H50V34H49ZM88 35H89V34H88ZM90 35H91V34H90ZM100 35H103V34H100ZM105 35H106V34H105ZM124 35H123V36H124ZM134 35H135V34H134ZM184 35H185V34H184ZM184 35H183V36H184ZM186 35H187V34H186ZM190 35H191V34H190ZM255 35L257 36V38L259 37L257 33H255ZM120 36H121V34L119 35V38H120ZM218 36H219V35H218ZM218 36H217V37H218ZM252 36H253V35L251 34V37H248V38H252ZM256 36H255V37H256ZM12 37H13V36H12ZM47 37H48V36H47ZM96 37H97V35H96ZM100 37H101V36H99L98 38H100ZM106 37H108V40H109V36H106ZM111 37H110V38H111ZM117 37H118V36L116 35V37L113 38L112 40L116 39ZM124 37H126V36H124ZM131 37H132V39H131ZM158 37H159V36H158ZM162 37H163V36H162ZM186 37H187V36H186ZM186 37H184V39H185ZM191 37H192V36H191ZM208 37H210V36L208 35ZM211 37L213 38L212 35H211ZM217 37H216V38H217ZM219 37H220V36H219ZM255 37H254V39H256ZM260 37H261V35H260ZM260 37H259V38H260ZM17 38H18V37H17ZM27 38H28V37H27ZM119 38H118V39H119ZM135 38H137V37H135ZM135 38H134L135 41H133V44H131V45H133L132 47L137 46L136 48L139 49V47H141L142 44L144 45V47L146 46V45L144 44V43H146L145 41H143V43H139L140 46H139V45H136L138 41H139V42H140V41L142 42V40H136ZM163 38H164V37H163ZM163 38H161V39H163ZM182 38H183V37H182ZM189 38H190V37H189ZM248 38H245V40L248 39ZM259 38L256 39L257 41L255 40V42H257V45H258V43L260 42V41H258V40H260ZM262 38H263V37H261V41H262ZM10 39H11V38H10ZM13 39H15V37H14ZM18 39H19V38H18ZM46 39H47V38H46ZM161 39H158V40H161ZM191 39H192V38H191ZM191 39H190V40H191ZM213 39H214V38H213ZM217 39H218V38H217ZM221 39H222V38H221ZM223 39H224V38H223ZM228 39H229V38H228ZM254 39H250V40H254ZM70 40H71V39H70ZM95 40H96V38H95ZM98 40H99V39H97L96 42H98ZM103 40H104V38H103ZM120 40H121V38H120ZM131 40H132V41H131ZM153 40H154V39H153ZM155 40L157 41V39H155ZM155 40H154V41H155ZM166 40H167V39H166ZM166 40H164V41H163V40H162V41H157L158 43H155V44H154V48H155V49H156V48L159 49L157 52H159L160 50H162V53H163V51H165V50L167 49L168 54H170V51H171V54H170L171 57H172V55L174 56L175 54H176V56H177V53H178V55H179V52H177V51H175V50H177V49L180 47V45H179L180 42L175 43L176 45L178 44V45H177V46H178L177 49L174 50L175 47H174V48L171 47L172 49L169 48V49H170V51H169V49H168V42H169L170 44H171V42H170L169 40H167V41H166ZM186 40H188V39H186ZM186 40H185V41H186ZM190 40H188V41H190ZM210 40H211V39H210ZM215 40H216V39H215ZM218 40H219V39H218ZM232 40H233V39H232ZM250 40H249V41H250ZM7 41H8V39H7L5 42H7ZM16 41H17V40H16ZM31 41H32V40H31ZM31 41H29V43H30ZM34 41H35V40H34ZM72 41H73V40H72ZM104 41H105V40H104ZM114 41H115V40H114ZM116 41H117V44H116V48H115V49H113V48L115 47L114 44H112L113 48H112L111 46H109L108 48L111 47L113 50H117V48H118V49H120V52H121V54H122V53H123V51H122V47L126 46V44H129V42H127V41H122V42H126V43H125V45H124V43H123L124 46L121 45V48H119L120 46H117V45L122 44V43H120L119 40H116ZM154 41H153V42H154ZM216 41H217V40H216ZM224 41H225V40H224ZM235 41H236V40H235ZM247 41H248V40H247ZM249 41H248V42H249ZM17 42H18V41H17ZM17 42H16V43H17ZM32 42H33V41H32ZM94 42H95V41H94ZM101 42H102V41H101ZM101 42H100V43H101ZM105 42H107V40H106ZM118 42H119V43H118ZM147 42H148V40H147ZM150 42H151V41H150ZM153 42H152V43H153ZM210 42H211V41H210ZM229 42H230V41H229ZM231 42H232V41H231ZM233 42H234V41H233ZM233 42H232V44H233ZM252 42H253V41H252ZM262 42H264V40H263ZM21 43H22V42H21ZM23 43H24V41H23ZM98 43H99V42H98ZM102 43H103V42H102ZM108 43H109V41H108ZM112 43H113V41H112ZM135 43H136V44H135ZM184 43H185V42H184ZM186 43H187V42H186ZM189 43H190V42H189ZM237 43H238V42H237ZM241 43H242V42H241ZM250 43H251V41H250ZM3 44H5V43H3ZM3 44H2V45H3ZM19 44H20V43H18L17 45H19ZM31 44H32V43H31ZM96 44H97V43H96ZM130 44H129V45H130ZM146 44H147V43H146ZM173 44H174V43H173ZM192 44H193V43H192ZM217 44H218V43H217ZM224 44H225V43H224ZM226 44H227V43H226ZM235 44H236V42H235ZM235 44H234V47L237 45V44H236V45H235ZM262 44H264V43H262ZM262 44H261V45H262ZM2 45L0 46L1 49H3V48H2ZM7 45H8V44H7ZM7 45H6V46H7ZM11 45H12V43L10 44V46H11ZM22 45H23V44H22ZM28 45H29V44H28ZM33 45H34V44H33ZM66 45H67V44H66ZM92 45H95V44L92 43ZM105 45H107V44L104 43V47H106ZM143 45H142V47H143ZM148 45H149V44H148ZM182 45H183V42H182ZM182 45H181V46H182ZM186 45H188V44H186ZM214 45H215V47L217 46L216 44H214ZM248 45H249V44H248ZM252 45L255 46V45H254V42H253ZM261 45H260V46H261ZM4 46H5V45H3V47H4ZM15 46H16V45H15ZM19 46H20V48H21V44H20ZM45 46H46V45H45ZM99 46H100V45H99ZM99 46H97V48H98ZM127 46H128V45H127ZM260 46H258V48H259ZM262 46H263V45H262ZM25 47H27V46H25ZM82 47H83V46H82ZM130 47H131V46H129V47H124V48H125V50H126V48H130ZM132 47H131V48H132ZM142 47H141V48H142ZM147 47H149V46H147ZM147 47H145V48H147ZM169 47H170V45H169ZM183 47H184V46H183ZM186 47H190V44H189L188 46H186ZM225 47H226V46H225ZM249 47H250V46H249ZM251 47H252V46H251ZM255 47H257V46H255ZM5 48H6V47H5ZM8 48H9V46H8ZM8 48H7V49H8ZM14 48H15V47H13V51L15 52L16 50H14ZM16 48H18V47H16ZM41 48H42V46H41ZM74 48H75V47H74ZM83 48H84V47H83ZM90 48H91V47H90ZM95 48H96V46H95ZM111 48L108 49V50H106V54L104 53L105 56L111 52V50H112ZM131 48L129 49V52H130V53H131V51H132ZM134 48H135V47H134ZM141 48H140V49H141ZM150 48H153V46L151 47V44H150L149 49H150ZM190 48H191V47H190ZM219 48L221 49L222 47H219ZM235 48H236V47H235ZM253 48H254V47H253ZM261 48H262V47H261ZM7 49H5V50L7 51ZM9 49H10V48H9ZM11 49H12V47H11ZM11 49H10V50H11ZM22 49H23V46H22ZM26 49H27V48H26ZM37 49H39V48H37ZM80 49H81V48H80ZM91 49H92V48H91ZM93 49H94V48H93ZM102 49H103V47H102ZM105 49H106V48H105ZM132 49H133V48H132ZM140 49H139V50H140ZM149 49L146 50L147 53L149 52V51H148ZM186 49H187V48H186ZM216 49H217V48H216ZM216 49H215V50H216ZM242 49H243V48H242ZM248 49H249V48H248ZM18 50H20V49L18 48L17 51H18ZM28 50H29V49H28ZM30 50H31V49H30ZM41 50H42V49H41ZM46 50H48V49H46ZM78 50H79V48H78ZM109 50H110V52L107 53ZM127 50H128V49H127ZM130 50H131V51H130ZM139 50H138V51H139ZM144 50H145V49H144ZM150 50H151V49H150ZM153 50H154V49H152L151 52H154V51H155V50H154V51H153ZM180 50H181V49H180ZM228 50H229V49H228ZM250 50H251V49H250ZM250 50H249V51H250ZM255 50H256V49H255ZM257 50H258V49H257ZM1 51H2V50H1ZM6 51L3 50L2 52H5V53H6ZM8 51H9V50H8ZM13 51H12V52H13ZM21 51H22V50H20V52H21ZM86 51L89 52V50H86ZM97 51L101 52L100 48H98ZM103 51H104V50H103ZM142 51H143V49H142ZM173 51H175V54H174ZM221 51H222V50H221ZM234 51H235V50H234ZM10 52H11V51H10ZM45 52H47V51H45ZM50 52H51V51H50ZM54 52H55V51H54ZM66 52L69 53L68 51H66ZM74 52H75V51H74ZM83 52H85V50H83ZM99 52H97L96 54L99 55ZM104 52H105V51H104ZM114 52H115V51H114ZM114 52L112 51V53H114ZM120 52H119V50H118L117 53L120 54ZM126 52H128V51H126ZM133 52H137V51H134V49H133ZM144 52H145V51H144ZM167 52H166V51L164 52V56H165V53H166V55L168 56ZM172 52H173V54H172ZM180 52H181V51H180ZM214 52H215V51H214ZM229 52H230V50H229ZM244 52H245V51H244ZM251 52L254 53L253 50H252ZM5 53H2V54H5ZM15 53H16V52H15ZM33 53H34V52H33ZM41 53H42V52H41ZM55 53H56V52H55ZM62 53H63V52H62ZM81 53H82V52H81ZM94 53H95V51H94ZM117 53H115V54L113 55V58L116 57ZM124 53H125V51H124ZM137 53H138V52H137ZM149 53H150V52H149ZM162 53H160V54H162ZM212 53H213V52H212ZM2 54H1V55H2ZM12 54H13V53H12ZM56 54H57V53H56ZM77 54H78V53H77ZM77 54H76V55H77ZM85 54H86V53H85ZM90 54H91V53H90ZM96 54H95V55H96ZM101 54H102V53H101ZM104 54H103V55H104ZM119 54H118V55H119ZM121 54H120V55H121ZM140 54L142 55V53H140ZM155 54H156V52H155ZM160 54H159V55L156 54V55H157V57H160V58H158V59H161L162 62L164 63V61H163V58H164V57L161 58V56H162L163 54H162V55H160ZM229 54H230V53H229ZM263 54H264V53H263ZM5 55H6V54H5ZM13 55H14V54H13ZM37 55H38V54H37ZM40 55H41V54H40ZM60 55H61V54H60ZM80 55H81V54H80ZM80 55H77V56L79 57ZM87 55H88V54H87ZM95 55H94V56H95ZM118 55H117V56H118ZM123 55H126V53L123 54ZM130 55H131V54H129V56H128V54H127L128 58H127V56H126V57L124 56V58H125V59H126V58L129 59V58H130ZM143 55H144V53H143ZM253 55H254V54H253ZM258 55H259V54H258ZM42 56H43V55H42ZM65 56H68V58H69V55L66 54ZM65 56H64V57H65ZM91 56H93V55H90V57H91ZM107 56H108V55H107ZM109 56L111 57L112 54L109 55ZM167 56H166V57H167ZM221 56H222V55H221ZM14 57H15V56H14ZM24 57H25V56H24ZM24 57H22V58H24ZM26 57H27V56H26ZM62 57H63V56H62ZM64 57H63V58H64ZM90 57H89V58H90ZM96 57H97V56H95V59H94V60H98V59H96ZM98 57H100V56H98ZM101 57H102V56H101ZM101 57H100V58H101ZM110 57H109V58H110ZM120 57L123 58V56H120ZM166 57L164 58L165 61H166V60H170V58H171V57L169 56L170 58H169V59H166ZM263 57H264V56H263ZM2 58H4L3 55H2ZM2 58H0V59H2ZM5 58H6V56H5ZM60 58H61V57H60ZM80 58H81V57H80ZM100 58H99V59H100ZM103 58H104V56H103ZM124 58H123V59H124ZM133 58H134V57H133ZM133 58H130V59H133ZM172 58H173V57H172ZM172 58H171V59H172ZM179 58H180V55H179ZM179 58H177V59H179ZM229 58H230V57H229ZM234 58H235V57H234ZM254 58H255V57H254ZM254 58H253V59H254ZM28 59H29V58H28ZM66 59H67V58H66ZM77 59H78V58H77ZM110 59H112V58H110ZM115 59H116V61H117V57H116ZM118 59H119V58H118ZM123 59L120 58L119 61L121 60L120 62H122ZM223 59H224V58H223ZM225 59H226V58H225ZM255 59H256V58H255ZM261 59H262V58H261ZM3 60H4V59H3ZM11 60H12V59H11ZM18 60H19V59H18ZM26 60H27V59H26ZM64 60H65V59H64ZM72 60H73V59H72ZM94 60H93V61H94ZM102 60H103V59H102ZM102 60L100 59V61H102ZM105 60H106V59H104L103 61H105ZM113 60H114V59H113ZM113 60H112V61H113ZM142 60H143V59H142ZM147 60H148V59H147ZM147 60H145V61H147ZM251 60H252V59H251ZM1 61H2V60H1ZM5 61H7V59H6ZM8 61L11 62L10 59H9ZM13 61H14V60H13ZM13 61H12V63H13ZM23 61H25V60H23ZM73 61H74V60H73ZM82 61H83V60H82ZM89 61H90V60H89ZM107 61L110 62L109 59H108ZM112 61H111V62H112ZM119 61H118V62H119ZM127 61H128V60H127ZM133 61H135V60H133ZM230 61H231V60H230ZM253 61H254V60H253ZM19 62H20V61H19ZM28 62H29V61H28ZM42 62H43V61H42ZM69 62H70V61H69ZM79 62H80V60H79ZM91 62H92V61H91ZM114 62H115V61H114ZM125 62H126V60H125ZM125 62H124V63H125ZM142 62H143V61H142ZM167 62H170V61H167ZM214 62H215V60H214ZM2 63H3V62H2ZM15 63H16V61H15ZM26 63H27V62H26ZM85 63H87V62H85ZM85 63H84V65H85ZM88 63H89V62H88ZM105 63H106V62H105ZM107 63H108V62H107ZM9 64H10V63H9ZM17 64H18V63H16V66H18ZM21 64H22V63H21ZM21 64L19 63V65H21ZM65 64H66V63H65ZM70 64H71V63H70ZM94 64H95V62H94ZM94 64H93V65H94ZM96 64H97V63H96ZM109 64H111V63H109ZM121 64L123 65V62H122ZM142 64H143V63H142ZM235 64H236V63H235ZM258 64H259V62H258ZM260 64H261V63H260ZM5 65H6V64H5ZM5 65L3 64V67H2V68H5ZM23 65H24V63H23ZM27 65H29V64H27ZM67 65H68V64H67ZM82 65H83V63H82ZM91 65H92V64H91ZM111 65H112V64H111ZM114 65H115V63H114ZM114 65H113V67H114ZM217 65H218V64H217ZM221 65H222V64H221ZM237 65H238V64H237ZM255 65H256V64H255ZM9 66H10V65H9ZM64 66H65V65H64ZM80 66H81V65H80ZM87 66H88V64H87ZM87 66H86V68H87ZM100 66H101V65H100ZM104 66L106 67V65H104ZM115 66H116V65H115ZM261 66H262V65H261ZM6 67H8V65H7ZM21 67H22V66H21ZM24 67H25V66H24ZM27 67H28V66H27ZM62 67H63V66H62ZM65 67H66V66H65ZM67 67L70 68V66H67ZM102 67H103V66H102ZM102 67H101V68H102ZM111 67H112V66H111ZM111 67H109V69H110ZM121 67H122V66H121ZM0 68H1V67H0ZM11 68H12V70H14V69H15V65H14V69H13V65H12ZM28 68H29V67H28ZM32 68H33V66H32ZM69 68H68V69H69ZM103 68H104V67H103ZM114 68H115V67H114ZM116 68H117V67H116ZM116 68H115V69H116ZM221 68H224V67H221ZM225 68H226V67H225ZM250 68H251V67H250ZM252 68H253V67H252ZM254 68H255V67H254ZM70 69H71V68H70ZM112 69H113V68H112ZM3 70H4V69H3ZM18 70H19V69H18ZM22 70H23V69H22ZM29 70H30V68H29ZM119 70H120V68H119L118 71H116V72L118 73ZM232 70H233V69H232ZM249 70H250V69H249ZM15 71H17V70H15ZM19 71H20V70H19ZM19 71H17V72L19 73ZM25 71H26V70H25ZM33 71H34V70H33ZM86 71H87V70H86ZM104 71H105V69H104ZM104 71H103V72H104ZM120 71H121V70H120ZM174 71H175V70H174ZM222 71H223V70H222ZM88 72L90 73V71H88ZM92 72H94V70H92ZM105 72H106V71H105ZM105 72H104V73H105ZM107 72H108V71H107ZM112 72H113V71H112ZM112 72H111V73H112ZM224 72H225V71H224ZM250 72H251V71H250ZM4 73H5V72H4ZM13 73H14V71H13ZM34 73H35V72H34ZM117 73H116V74H117ZM232 73H233V72H232ZM113 74H114V73H113ZM226 74H227V73H226ZM238 74H239V73H238ZM254 74H255V73H254ZM1 75H2V74H1ZM1 75H0V76H1ZM6 75H7V74H6ZM14 75H16V73H15ZM35 75H36V74H35ZM110 75L112 76V74H110ZM114 75H115V74H114ZM118 75H119V77L116 78V80L119 79L117 82H119V84L122 85V84H123V81H121V78H120V76L122 77V74L119 73V74H117V76H118ZM157 75H158V74H157ZM157 75H156V76H157ZM161 75H162V74H160V78H161ZM2 76H3V75H2ZM239 76H240V75H239ZM252 76H253V75H252ZM59 77H60V76H59ZM65 77H67V74L65 75ZM65 77H64V78H65ZM105 77H107V76H105ZM105 77H104V78H105ZM163 77H164V76H163ZM228 77H229V76H228ZM263 77H264V76H263ZM263 77H261V78H263ZM4 78L6 79V77H4ZM15 78H17V77H15ZM15 78H13V80H14ZM48 78H49V77H48ZM56 78H58V77L56 76ZM61 78H62V77H60V79H61ZM83 78H84V76H83ZM99 78H100V77H99ZM102 78H103V76H102ZM102 78H101V79H102ZM123 78L125 79V77H123ZM123 78H122V80H124ZM126 78H127V77H126ZM129 78H131V77H128L126 80H129ZM7 79H8V78H7ZM86 79H87V78H86ZM114 79H115V78H114ZM114 79H113V80H114ZM163 79H164V78H163ZM237 79H238V78H237ZM239 79H240V78H239ZM239 79H238L237 81H239ZM243 79H244V78H243ZM1 80H2V78H1ZM11 80H12V79H11ZM67 80H68V79H67ZM87 80H88V79H87ZM97 80H98V79H97ZM97 80H96V81H97ZM113 80H112V81H113ZM132 80H133V79H131L130 81H132ZM160 80H161V79H160ZM240 80H241V79H240ZM49 81H50V80H49ZM81 81L83 82V80H81ZM88 81H89V80H88ZM163 81H164V80H163ZM245 81H246V80H245ZM2 82H3V80H2ZM12 82L14 83V81H12ZM31 82H32V81H31ZM31 82H29V83H31ZM33 82H34V81H33ZM92 82H93V81H92ZM94 82H95V78H94ZM120 82H121L122 84H121ZM132 82H133V81H132ZM132 82H131V84H132ZM160 82H162V81H160ZM233 82H234V81H233ZM243 82H244V81H243ZM8 83H9V82H8ZM10 83H11V82H10ZM10 83H9V84H10ZM13 83H12V84H13ZM21 83H22V82H20L19 84H21ZM24 83H25V82H24ZM86 83H87V82H86ZM88 83H90V82H88ZM102 83H103V82H102ZM112 83H113V82H112ZM114 83H115V82H114ZM230 83H231V82H230ZM234 83H235V82H234ZM241 83H242V82H241ZM1 84L3 85V83H1ZM1 84H0V85H1ZM12 84H11V85H12ZM16 84H17V83H16ZM35 84H36V83H35ZM67 84H68V83H67ZM90 84H91V83H90ZM96 84H97V83H96ZM96 84H95L94 86H96ZM119 84H118V85H119ZM124 84H125V86H126L127 81H125ZM124 84H123V85H124ZM263 84H264V83H263ZM43 85H44V84H43ZM74 85H75V84H74ZM85 85H86V84H85ZM88 85H89V84H88ZM92 85H93V84H92ZM118 85H117V86H118ZM128 85H129V84H128ZM194 85H195V84H194ZM227 85H228V84H227ZM6 86H7V85H5V87H6ZM26 86H27V85H26ZM56 86H57V85H56ZM59 86H60V85H59ZM64 86H65V85H64ZM64 86H63V87H64ZM78 86H79V85H78ZM117 86H116V88H117ZM231 86H232V85H231ZM231 86H230V87H231ZM235 86H236V85H235ZM235 86H234V88H235ZM239 86H240V85H239ZM239 86L237 85V87H239ZM246 86H247V85H246ZM256 86H257V85H256ZM256 86H255V87H256ZM260 86H261V84H260ZM32 87H33V86H32ZM61 87H62V85H61ZM63 87H62V88H63ZM68 87H69V86H68ZM81 87H83V86H81ZM105 87H106V86H105ZM114 87H115V86H114ZM119 87H120V86H119ZM240 87H242V86H240ZM9 88L11 89V86H10ZM18 88H19V87H18ZM22 88H23V87H22ZM27 88H28V87H27ZM29 88H31V87H29ZM52 88H53V87H52ZM57 88H58V87H57ZM65 88H66V87H65ZM70 88H71V87H70ZM79 88H80V87H79ZM84 88H85V87H84ZM86 88H87V87H86ZM90 88H91V87H90ZM111 88H112V87H111ZM116 88H115V89H116ZM120 88H121V87H120ZM250 88H251V87H250ZM1 89H2V88H1ZM5 89H8V88H5ZM12 89H13V88H12ZM19 89H21V88H19ZM50 89H51V88H50ZM68 89H69V88H68ZM88 89H89V86H88ZM125 89H126V87L123 88V90H125ZM141 89H142V88H141ZM26 90H28V89H26ZM32 90H33V89H32ZM55 90H56V88H55ZM71 90H72V89H71ZM118 90H119V89H118ZM120 90H121V89H120ZM123 90H121V91H123ZM231 90H232V89H231ZM28 91H29V90H28ZM49 91H50V90H49ZM51 91H52V90H51ZM51 91H50V92H51ZM53 91H54V89H53ZM65 91H66V90H65ZM109 91H110V90H109ZM112 91H114V90H111V92H112ZM192 91H193V90H192ZM10 92H12V91L10 90ZM10 92H9V93H10ZM33 92H34V91H33ZM36 92H37V91H36ZM57 92H58V90H57ZM105 92H106V90H105ZM111 92H110V93H111ZM115 92H117V91H115ZM119 92H120V91H119ZM238 92H239V91H238ZM245 92H246V91H245ZM252 92H253V91H252ZM261 92H262V91H261ZM9 93H8V95H9ZM47 93H48V92H47ZM103 93H104V92H103ZM112 93L114 94V92H112ZM112 93H111V95H112ZM134 93H135V92H134ZM134 93H133V94H134ZM137 93H138V92H137ZM182 93H183V92H182ZM182 93H180L179 95H181ZM226 93H227V91H226ZM226 93H225V94H226ZM233 93H234V92H233ZM233 93H232V94H233ZM21 94H22V93H21ZM34 94H35V93H34ZM40 94H41V93H40ZM42 94H43V93H42ZM48 94H49V93H48ZM53 94H54V93H53ZM106 94H107V93H106ZM116 94L118 95V93H116ZM116 94H114V96H115ZM119 94H120V93H119ZM122 94H123V93H122ZM170 94H171V93H170ZM176 94H177V93H176ZM229 94H230V93H229ZM242 94H243V93H242ZM254 94H255V93H254ZM254 94H252V95H254ZM12 95H13V94H12ZM12 95H11V96H12ZM45 95H47V94H45ZM57 95H58V94H57ZM57 95H56V96H57ZM89 95H90V94H89ZM89 95H88V96H89ZM99 95H101V94H99ZM107 95H108V94H107ZM123 95H125V94H123ZM123 95H122V96H123ZM136 95H138V94H136ZM136 95H135V96H136ZM151 95H152V94H151ZM173 95H175V94H173ZM179 95H178V96L175 95V97L177 96L176 98H178ZM182 95H184V96H182ZM182 95H181L178 99H175V97H174L173 99L178 100V101H179V100H180V101H181V100L184 101L183 99H186V98H185L186 96H185V94H182ZM250 95H251V94H250ZM252 95H251V96H252ZM256 95H258V94H256ZM20 96H21V95H20ZM36 96H37V95H36ZM49 96H50V95H49ZM56 96H55V97H56ZM97 96H98V95H97ZM120 96H121V95H120ZM120 96H119V97H120ZM135 96H134V97H135ZM166 96H167V95H166ZM171 96H172V95H171ZM187 96H188V95H187ZM243 96H244V95H243ZM261 96H262V94H261ZM45 97H46V96H45ZM47 97H48V96H47ZM52 97H53V96H52ZM52 97H51V98H52ZM55 97H54V98H55ZM63 97H64V96H63ZM106 97H107V96H106ZM109 97H110V95H109ZM111 97H113V96H111ZM115 97H116L115 100L113 99L114 103H115V101L120 100V101H124L122 105L125 104V106H126L127 108L130 106V105H129V106L126 105V100L119 99V98H118V100H117V96H115ZM126 97H127V95H125V98H126ZM130 97H131V96H130ZM134 97L132 96V99H134ZM168 97H169V96H168ZM168 97H167V98H168ZM172 97H173V96H172ZM172 97H170V98L172 99ZM181 97H182V99H181ZM252 97H253V96H252ZM21 98H22V97H20V98L17 97V99H19V101H21V100H20ZM33 98H35V97L33 96ZM40 98H42V97H40ZM100 98H101V97H100ZM187 98H188V97H187ZM236 98H237V97H236ZM241 98H242V97H241ZM11 99H12V98H11ZM22 99H26V100H27V98H25V96H24ZM29 99H30V98H29ZM55 99H56V98H55ZM64 99H65V98H64ZM64 99H63V101L65 102ZM101 99H103V96H102ZM101 99H100V101H101ZM110 99H111V98H110ZM132 99H131V101H127V103H130V102H132V101L134 102V100H135V101L138 100V97L135 98L134 100H132ZM173 99H172V100H173ZM206 99H207V98H206ZM238 99H239V97H238ZM243 99H244V98H243ZM15 100H16V99H14V101H15ZM33 100H34V99H33ZM35 100H36V99H35ZM37 100H38V99H37ZM52 100H53V99H52ZM60 100H61V99H60ZM97 100H98V99H97ZM97 100H96V101H97ZM111 100H112V99H111ZM129 100H130V98H129ZM139 100H141V99H139ZM172 100H171V101H172ZM186 100H187V99H186ZM12 101H13V100H12ZM12 101H11V102H12ZM16 101H17V100H16ZM16 101H15V102H16ZM24 101H25V100H23L22 102H24ZM30 101H31V100H30ZM42 101H43V100H42ZM47 101H48V100H47ZM55 101H56V100H55ZM70 101H71V100H70ZM120 101H119V103H120ZM168 101H170V100L168 99ZM173 101H174V100H173ZM173 101H172V103H173ZM178 101H175L173 107H172V105H171V107H172V108H175L174 106H177V105H178V104H177ZM222 101H223V100H222ZM226 101H227V100H226ZM229 101H230V99H229ZM238 101H239V100H237V102H238ZM9 102H10V101H9ZM9 102H8V103H9ZM15 102H14V103H15ZM50 102H51V101H50ZM71 102H72V101H71ZM103 102H104V101H103ZM133 102H132V103H133ZM137 102L141 104L140 101H137ZM137 102H135L136 104H132V103H130V104H132L133 106H135L136 108H138V105H139V104L137 105ZM156 102H158V101H156ZM232 102H234V101H232ZM18 103H19V102H18ZM18 103L16 102V104H18ZM20 103H21V102H20ZM24 103H25V102H24ZM26 103H28V102H26ZM29 103H30V102H29ZM34 103L37 105L36 102H34ZM58 103H59V102H58ZM97 103H98V102H97ZM100 103H101V102H100ZM119 103H117V105H118ZM121 103H122V102H121ZM165 103L167 104L168 102L165 101ZM172 103H171V104H172ZM226 103H227V102H226ZM235 103H236V102H235ZM246 103H247V102H246ZM250 103H251V101H250ZM0 104H1V103H0ZM3 104H4V103H3ZM16 104H15V105H16ZM38 104H39V103H38ZM53 104H54V103H53ZM56 104H57V103H56ZM67 104H68V103H67ZM159 104H160V103H159ZM166 104H165V105H166ZM175 104H176V105H175ZM227 104H228V103H227ZM238 104H239V103H238ZM19 105H20V104H19ZM22 105L24 106V104H22ZM32 105H33V104H32ZM32 105H31V106H32ZM62 105L64 106V104H62ZM65 105H66V104H65ZM98 105H99V104H98ZM98 105H96V103H95V106H97L96 108H99ZM102 105H104V104H102ZM115 105H116V104H115ZM122 105H121V106L119 105V107H122ZM160 105L162 106L163 104L161 103ZM160 105H157V108H159ZM165 105H163V106H165ZM179 105H180V103H179ZM46 106H48V105H46ZM54 106H55V105H54ZM59 106H60V105H59ZM72 106H73V105H72ZM84 106H85V105H84ZM125 106H123V108H124ZM139 106H142V105H139ZM207 106H209V104H208ZM214 106H215V105H214ZM216 106H217V105H216ZM236 106H237V103H236ZM236 106H235V107H236ZM238 106H239V105H238ZM9 107H10V106H9ZM27 107H29V106H27ZM42 107H43V106H42ZM50 107H52V106L50 105ZM64 107L66 108V106H64ZM93 107H94V106H93ZM102 107H103V106H102ZM126 107H125V108H126ZM142 107H143V106H142ZM177 107H178V106H177ZM222 107H223V105H222ZM247 107H249V106H247ZM253 107H254V106H253ZM263 107H264V106H263ZM7 108H8V105H7ZM19 108H20V106H19ZM24 108H26V107H24ZM38 108H39V107H38ZM68 108H69V107H68ZM68 108H67V109H68ZM123 108H121V109H123ZM125 108H124L123 110H126ZM163 108H164V107H163ZM167 108H168V107H165L166 110H167ZM209 108H210V107H209ZM229 108H230V107H229ZM238 108H239V107H238ZM242 108H243V105H242ZM260 108H261V107H260ZM9 109H10V108H8L7 110H9ZM13 109H15V107H13ZM21 109H22V106H21ZM33 109H34V107H33ZM55 109H56V108H55ZM62 109H63V108H62ZM62 109H61V110H62ZM70 109H71V107H70ZM82 109H83V108H82ZM152 109H153V108H152ZM214 109H215V108H214ZM225 109H226V106H225ZM227 109H228V108H227ZM249 109H250V108H249ZM19 110H20V109H19ZM23 110H25V109H23ZM27 110H29V109H27ZM27 110H26V111H27ZM59 110H60V109H59ZM63 110H64V109H63ZM88 110H89V109H88ZM101 110H102V109H101ZM101 110L99 109L98 111H101ZM128 110H131L130 107L127 109V112H128L127 115H128V116H129V115H132L133 112H131V114H130V113H129L130 111H128ZM132 110H133V109H132ZM141 110H143V108H142ZM159 110H160V109H159ZM159 110H158V111H159ZM166 110H163V111H164V112H167ZM174 110H175V109H173L172 111H174ZM208 110H209V112H210L211 109H208ZM219 110H220V109H219ZM230 110H231V109H230ZM236 110H237V109H236ZM244 110H245V108H244ZM250 110H251V109H250ZM259 110H261V109H259ZM10 111H11V109H10ZM14 111H15V110H14ZM26 111H25V112H26ZM67 111H68V110H67ZM134 111H136L135 108H134ZM137 111H139V110H137ZM137 111H136V112H137ZM153 111L155 112V111H157V109L155 108V110L153 109ZM158 111H157V112H158ZM160 111L163 112L162 109H161ZM213 111H214V110H213ZM213 111H211V112H213ZM241 111H242V110H241ZM0 112H1V111H0ZM25 112L22 111L20 116L24 115ZM40 112H41V110H40ZM61 112H62V111H61ZM69 112H70V111H69ZM84 112H85V111H84ZM139 112H140V111H139ZM146 112H147V111H146ZM146 112H145V113H146ZM157 112H156V113H157ZM164 112H163V113H164ZM177 112H178V111H177ZM222 112H223V111H222ZM228 112H229V111H228ZM231 112H232V111H230V113H231ZM246 112H247V110H246ZM22 113H23V114H22ZM28 113H29V112H28ZM44 113H45V112H44ZM44 113H42V114H44ZM47 113H48V112H47ZM64 113H65V112H64ZM140 113H141V112H140ZM145 113H141V114H142V115H143V114H144V115L148 114V112H147L146 114H145ZM158 113H160V112H158ZM230 113H229V114H230ZM233 113H235V111H234ZM42 114H41V115H42ZM49 114H50V113H49ZM70 114H71V113H70ZM135 114L137 115V113H135ZM141 114L138 113V117H139V119L142 117L140 120L146 118L147 115L143 117ZM224 114H225V113H224ZM231 114H232V113H231ZM236 114H237V113H236ZM236 114H235V115H236ZM244 114H245L244 116H246V113H244ZM9 115H10V114H9ZM27 115H28V114H27ZM29 115H31V114H29ZM32 115H33V113H32ZM32 115H31V116H32ZM99 115H100V117H101V114H99ZM133 115H134V114H133ZM136 115H134V116H132V117H129V118H131L130 121H131L132 118H134ZM154 115H156V114H154ZM161 115L163 116L164 114L160 113L159 116L161 117ZM203 115H204V114H203ZM217 115H218V114H217ZM253 115H254V114H253ZM255 115H256V113H255ZM103 116H104V114H103ZM105 116H107V115H105ZM148 116H149V115H148ZM214 116H215V115H214ZM218 116H219V115H218ZM8 117H9V116H8ZM18 117H19V116H18ZM41 117H42V116H41ZM52 117H53V114H52ZM154 117H155V116H154ZM163 117H165V116H163ZM227 117H228V116H227ZM10 118H11V116H10ZM10 118H9V119H10ZM12 118H13V117H12ZM12 118H11V119H12ZM23 118H24V117H23ZM49 118H50V117H49ZM55 118H56V117H55ZM59 118H60V117H59ZM62 118H63V117H62ZM67 118H68V117H67ZM126 118H127V117H126ZM129 118H127V119L129 120ZM135 118H136L135 121L137 122V117H135ZM135 118H134V119H135ZM212 118H213V117H212ZM7 119H8V118H7ZM51 119H52V118H51ZM63 119H64V118H63ZM85 119H86V118H85ZM97 119H98V118H97ZM101 119H102V118H101ZM105 119H106V118H105ZM150 119H151V118H150ZM150 119H149V120H150ZM168 119H169V118H168ZM214 119H215V118H214ZM229 119H230V118H229ZM237 119H238V117H237ZM14 120H15V117H14ZM24 120H25V119H24ZM54 120H55V119H54ZM56 120H57V119H56ZM71 120H72V119H71ZM94 120H95V119H94ZM128 120H127V121H128ZM140 120H138V121H140ZM144 120H145V119H144ZM144 120H142V121H144ZM206 120H207V119H205V121H206ZM208 120H209V119H208ZM220 120H221V119H220ZM259 120H260V119H259ZM259 120H258V121H259ZM10 121H11V120H10ZM22 121H23V120H22ZM51 121H52V120H51ZM61 121H62V120H61ZM68 121L70 122V120H68ZM130 121H129V123H130ZM132 121H133V120H132ZM132 121H131V123H132ZM142 121H140V123H141ZM147 121H148V119H147ZM164 121H165V120H164V118H163V123H162V124H164L163 126L166 125V123H164ZM191 121H192V120H191ZM201 121H202V120H201ZM205 121H204V122H205ZM217 121H218V120H217ZM224 121H225V120H224ZM230 121H231V119H230ZM235 121H236V120H235ZM245 121H246V120H245ZM13 122H15V121H13ZM55 122H56V121H55ZM57 122H58V120H57ZM133 122H134V121H133ZM161 122H162V120H161L159 123H161ZM165 122H166V121H165ZM202 122H203V121H202ZM227 122H229V121H227ZM227 122H226V123H227ZM241 122H242V121H241ZM40 123H41V122H40ZM53 123H54V122H53ZM53 123H52V124H53ZM82 123H83V122H82ZM127 123H128V122H127ZM129 123H128V125H129ZM134 123H135V122H134ZM214 123H215V122H214ZM214 123H212V124H214ZM235 123H236V122H235ZM142 124H143V125L146 124V126H147L148 123H147L146 120H145V123H142ZM150 124H151V123H149V125H150ZM204 124H205V123H204ZM217 124H219V123H217ZM223 124H224V123H223ZM231 124H232V123H231ZM55 125H56V123H55ZM55 125H54V127H55ZM132 125H133V123H132ZM134 125H135V124H134ZM149 125H148V126H149ZM229 125H230V124H229ZM241 125H242V124H240V126H241ZM14 126H15V125H14ZM17 126H18V125H17ZM17 126H16V127H17ZM50 126H51V125H50ZM58 126L60 127L59 124H58ZM115 126H116V125H115ZM129 126H131V124H130ZM135 126H136V125H135ZM138 126H140L139 128H141L142 125L140 124V125H138ZM219 126H220V125H219ZM242 126H243V125H242ZM246 126H247V125H246ZM132 127H133V126H132ZM165 127H166V126H165ZM188 127H191V125L188 126ZM213 127H214V126H213ZM216 127H218V126L216 125ZM224 127H225V126H224ZM227 127H228V126H227ZM60 128H61V127H60ZM70 128H72V127H70ZM136 128H137V129H136ZM136 128H135V129H136L137 131H136V134H135V135L137 136V135L139 134L138 132H140V129H139L137 126H136ZM146 128H147V127H146ZM149 128H151V127H149ZM149 128H147V130H148ZM162 128H163V127H162ZM171 128H172V127H171ZM182 128H183V127H182ZM244 128L246 129V127H244ZM19 129H20V128H19ZM32 129H33V128H32ZM138 129H139V130H138ZM151 129H152V128H151ZM184 129H186V128L184 127ZM189 129H191V128H189ZM210 129H211V128H210ZM222 129H224V128H222ZM233 129H234V128H233ZM147 130H146V131H147ZM170 130H171V129H170ZM182 130H183V129H182ZM186 130H187V129H186ZM186 130H185V131H186ZM203 130H204V129H203ZM208 130H209V129H208ZM228 130H229V129H228ZM231 130H232V129H231ZM231 130H230V131H231ZM236 130H237V129H236ZM247 130H248V129H247ZM27 131H29V130H27ZM114 131H115V130H114ZM133 131H135V130H133ZM150 131H151V130H150ZM209 131H210V130H209ZM213 131H214V130H213ZM232 131H233V130H232ZM232 131H231L230 133H232ZM256 131H258V130H256ZM13 132H14V131H13ZM15 132H17V131H15ZM19 132H20V131H19ZM54 132H55V131H54ZM141 132H142V128H141ZM141 132H140V133H141ZM147 132H149V131H147ZM179 132H180V131H179ZM248 132H249V131H248ZM259 132H260V131H259ZM55 133H56V132H55ZM58 133H59V132H58ZM108 133H109V132H108ZM137 133H138V134H137ZM142 133H143V132H142ZM144 133H145V132H144ZM169 133H170V131H169ZM171 133H174V131L171 132ZM186 133H187V132H186ZM239 133H240V132H239ZM29 134H30V133H29ZM39 134H40V133H39ZM145 134H147V133H145ZM145 134H143V135H145ZM209 134H210V133H209ZM234 134H235V133H234ZM258 134H259V133H258ZM21 135H23V134L21 133ZM56 135H57V134H56ZM139 135H142V134H139ZM139 135L137 136V137H139V138H137V139H138V140H139V139L142 140V138H143L144 136H141V138H140ZM193 135H194V134H193ZM204 135H205V134H204ZM207 135H208V134H207ZM225 135H226V134H225ZM17 136H18V135H17ZM23 136H24V135H23ZM27 136H28V135H27ZM31 136H33V135H31ZM174 136L176 137V135H174ZM180 136H181V134H180ZM211 136H212V135H211ZM241 136H242V135H241ZM72 137H74V135H73ZM114 137H115V136H114ZM134 137H135V136H134ZM134 137H132V138H134ZM190 137H191V136H190ZM227 137L229 138V136H227ZM230 137H231V136H230ZM22 138H23V137H22ZM110 138H112V137H110ZM178 138H179V137H178ZM180 138H182V136H181ZM185 138H186V137H185ZM185 138H184V139H185ZM187 138H188V136H187ZM192 138H193V137H192ZM198 138H199V137H198ZM200 138H201V137H200ZM207 138H208V137H207ZM232 138H233V137H232ZM237 138H238V137H237ZM240 138H241V137H240ZM263 138H264V137H263ZM29 139H31V137H30ZM137 139H136V140H137ZM164 139H165V137H164ZM182 139H183V138H182ZM203 139H204V137H203ZM211 139H212V138H211ZM233 139H234V138H233ZM32 140H33V138H32ZM73 140H74V138H72V141H73ZM85 140H86V139H85ZM113 140H114V139H113ZM138 140H137V141H138ZM174 140H176V139H174ZM188 140H189V138H188ZM193 140H194V139H192V141H193ZM206 140H207V139H206ZM229 140H230V139H229ZM29 141H30V140H29ZM67 141H68V140H67ZM74 141H75V140H74ZM167 141H168V140H167ZM177 141H179V140H177ZM180 141H181V140H180ZM210 141H211V140H210ZM61 142H62V141H61ZM83 142H84V141H83ZM138 142H139V141H138ZM144 142H145V140H144ZM155 142H156V141H155ZM194 142H195V141H194ZM25 143H26V142H25ZM27 143H28V142H27ZM63 143H64V142H62V144H63ZM66 143H67V142H66ZM66 143H65V144H66ZM129 143H130V142H129ZM135 143H136V142H135ZM182 143H183V142H182ZM189 143L191 144V141H190ZM220 143H221V142H220ZM238 143H239V142H238ZM250 143H251V142H250ZM175 144H178V145H179V142H178V143H175ZM183 144H184V143H183ZM192 144L194 145V143H192ZM206 144H207V141H206ZM84 145H85V144H84ZM84 145H82V146H84ZM89 145H90V144H89ZM128 145H129V144H128ZM143 145H145V144H143ZM149 145H150V144H149ZM158 145H159V142H158ZM173 145H174V143H173ZM196 145H197V144H196ZM203 145H204V144H203ZM228 145H229V144H228ZM238 145H239V144H238ZM90 146H92V145H90ZM90 146H88V147L91 148ZM134 146H135V145H134ZM134 146H133V147H134ZM145 146H146V145H145ZM151 146H152V145H151ZM175 146H176V145H175ZM182 146H183V145H182ZM182 146H181V143H180V146H179V147L182 148ZM184 146H185V145H184ZM191 146H192V145H191ZM221 146H222V145H221ZM84 147H85V146H84ZM93 147H94V146H93ZM95 147H96V146H95ZM133 147H132V148H133ZM162 147H163V146H162ZM162 147H161V148H162ZM169 147H170V146H169ZM185 147H188V146H185ZM185 147H184V149H185ZM207 147H208V146H207ZM135 148H136V147H135ZM138 148H139V147H137V149H138ZM142 148H143V147H142ZM149 148H150V147H149ZM156 148H157V146H156ZM190 148H192V147H190ZM101 149H102V147H101ZM103 149H104V148H103ZM144 149H145V147H144ZM151 149H152V148H151ZM173 149H175V148H173ZM177 149H179V148H177ZM194 149H195V148H194ZM223 149H224V148H223ZM84 150H85V149H84ZM87 150H88V149H87ZM106 150H107V148H106ZM131 150H133V149H131ZM148 150H149V149H148ZM155 150H156V149H155ZM159 150H160V149H159ZM164 150H165V149H164ZM164 150H163V152H164ZM175 150H176V149H175ZM185 150H186V149H185ZM188 150L191 151V149H188ZM209 150H210V149H209ZM133 151H136V152H137L136 149L133 150ZM139 151H140V150H139ZM150 151H151V150H149V152H150ZM181 151H182V149H181ZM197 151H198V150H197ZM216 151H217V150H216ZM241 151H242V150H241ZM261 151H262V153H264L263 150H261ZM86 152H87V151H86ZM124 152H125V151H124ZM136 152H135V153H136ZM141 152L144 153V151H141ZM152 152H154V151H152ZM152 152H151V153H152ZM175 152H176V151H175ZM74 153H75V152H74ZM90 153H91V152H90ZM154 153H155V152H154ZM169 153H170V152H169ZM171 153H172V152H171ZM191 153H192V152H191ZM198 153H199V152H198ZM224 153H225V152H224ZM242 153H243V152H242ZM242 153H241V154H242ZM250 153H251V152H250ZM137 154H138V153H137ZM149 154H150V153H149ZM155 154H156V153H155ZM186 154H187V153H186ZM243 154H244V153H243ZM245 154L247 155L248 153H245ZM94 155H96V154H94ZM111 155H112V154H111ZM132 155H133V154H132ZM150 155H151V154H150ZM150 155H149V156H150ZM170 155H171V154H170ZM173 155H174V154H173ZM187 155H188V154H187ZM187 155H186V156H187ZM204 155H205V154H204ZM248 155H249V154H248ZM124 156H125V155H124ZM136 156H137V155H136ZM138 156H139V155H138ZM163 156H164V155H163ZM211 156H212V155H211ZM104 157H105V156H104ZM112 157H113V156H112ZM114 157H116V156H114ZM122 157H123V156H122ZM122 157L120 156L119 158H122ZM177 157H178V156H177ZM180 157H181V155H180ZM183 157H184V156H183ZM194 157H196V156H194ZM130 158H131V157H130ZM138 158H139V157H138ZM146 158H147V157H146ZM159 158H160V157H159ZM190 158H192V157H190ZM219 158H220V157H219ZM221 158H222V157H221ZM223 158H224V157H223ZM250 158H251V157H250ZM101 159H102V158H101ZM136 159H137V157H136ZM141 159H142V158H141ZM143 159H144V158H143ZM155 159H157V158L155 157ZM163 159H164V158H163ZM199 159H200V157H199ZM202 159H203V158H202ZM205 159H206V158H205ZM212 159H213V158H212ZM107 160H108V159H107ZM148 160H150V159H148ZM166 160H167V159H165V160H163V161H166ZM172 160H173V159H172ZM216 160H217V159H216ZM219 160H220V159H219ZM219 160H217V161H219ZM225 160H226V158H225ZM100 161H101V160H100ZM105 161H106V159H105ZM128 161H129V160H128ZM135 161H136V160H135ZM138 161H139V160H138ZM188 161H190V160H188ZM193 161H194V160H193ZM203 161H204V160H203ZM208 161H209V160H208ZM240 161H241V160H240ZM262 161H264V160H262ZM81 162H82V161H80V164H81ZM122 162H123V161H122ZM125 162H126V161H125ZM132 162H133V161H132ZM153 162H154V161H153ZM178 162H179V161H178ZM224 162H225V161H224ZM227 162H228V161H227ZM255 162H256V161H255ZM260 162H261V161H260ZM73 163H74V162H73ZM105 163H106V162H105ZM127 163H128V162H127ZM175 163H176V162H175ZM196 163H197V162H196ZM203 163H204V162H203ZM242 163H243V162H242ZM242 163H241V164H242ZM82 164H83V163H82ZM128 164H129V163H128ZM134 164H135V163H134ZM192 164H193V163H192ZM216 164H217V163H216ZM83 165H84V164H83ZM101 165H102V164H101ZM150 165H152V164L150 163ZM177 165H178V164H177ZM225 165H226V163H225ZM255 165H256V164H255ZM98 166H100V165H98ZM117 166H118V165H117ZM119 166H120V165H119ZM142 166H143V165H142ZM145 166H146V165H145ZM148 166H149V165H148ZM157 166L159 167V165H157ZM76 167H77V166H76ZM150 167H151V166H149V168H150ZM158 167H157V170H158ZM176 167H177V166H176ZM179 167H180V166H179ZM179 167H178V168H179ZM195 167H196V166H195ZM195 167H194V168H195ZM197 167H198V165H197ZM200 167H201V166H200ZM214 167H215V166H214ZM220 167H222V166H220ZM83 168H84V167H83ZM83 168L81 167L80 170L83 169ZM114 168H116V167H114ZM114 168H113V170H114ZM128 168H129V167H128ZM134 168H136V166H134ZM134 168H133V169H134ZM139 168H140V167H139ZM165 168H166V167H165ZM182 168H183V167H182ZM236 168H237V167H236ZM77 169H78V168H77ZM98 169H100V167H99ZM116 169H117V168H116ZM116 169H115V170H116ZM121 169H122V168H121ZM130 169H131V168H130ZM145 169H146V168H145ZM160 169H161V167H160ZM183 169H184V168H183ZM206 169H207V168H206ZM128 170H129V169H128ZM128 170H127V171H128ZM135 170H136V169H135ZM139 170H140V169H139ZM142 170H143V169H142ZM147 170H148V168H147ZM155 170H156V168H155ZM171 170H172V169H171ZM178 170H179V169H178ZM194 170H195V169H194ZM77 171H78V170H77ZM96 171H97V170H96ZM98 171H100V170H98ZM98 171H97V172H98ZM116 171H118V169H117ZM182 171H183V170H182ZM196 171H197V170H196ZM213 171H215V170H213ZM216 171H217V170H216ZM100 172H101V171H100ZM114 172H115V171H114ZM150 172H151V171H150ZM162 172H163V171H162ZM180 172H181V171H180ZM186 172H187V171H186ZM173 173H174V172H173ZM207 173H208V172H207ZM210 173H211V172H210ZM88 174H89V173H88ZM113 174L115 175V173H113ZM118 174H119V176H120L121 178H120L119 176H117ZM129 174H130V171H129ZM139 174H140V173H139ZM145 174H146V173H145ZM150 174H152V173H150ZM154 175H155V174H154ZM177 175H178V174H177ZM177 175H175V176H177ZM180 175H181V174H180ZM182 175H183V174H182ZM89 176H90V175H89ZM99 176H102V175L99 174ZM152 176H153V175H152ZM184 176H185V175H184ZM244 176H245V175H244ZM118 177H119V178H118ZM123 177H124V178H123ZM126 177H128V176H126ZM126 177H125V176H122V175H121V172L118 171V173H116V175H115V180L117 181L116 178H118L119 182H120V180H121L120 183L122 184V181H123V182H124V181L126 182V180H127V179H125ZM129 177H130V176H129ZM154 177H155V176H154ZM157 177H158V176H157ZM172 177H173V176H172ZM199 177H200V176H199ZM240 177H241V176H240ZM88 178H89V177H88ZM133 178H134V177H133ZM175 178H176V177H175ZM195 178H196V177H195ZM98 179H99V178H98ZM101 179H102V178H101ZM107 179H108V178H107ZM109 179H110V178H109ZM109 179H108V180H109ZM123 179H125V180H123ZM134 179H135V178H134ZM138 179H139V178H138ZM150 179H152V178H150ZM173 179H174V178H173ZM177 179H178V178H177ZM192 179H194V178H192ZM202 179H203V178H202ZM217 179H218V178H217ZM90 180H91V177H90ZM99 180H100V179H99ZM115 180H114V181H115ZM142 180H143V179H142ZM144 180H145V182H147V181H146V178H145ZM160 180H161V179H160ZM239 180H240V179H239ZM196 181H198V180H196ZM203 181H204V180H203ZM107 182H108V181H107ZM140 182H141V181H140ZM148 182H149V181H148ZM160 182H161V181H160ZM205 182H206V180H205ZM98 183H99V182H98ZM109 183H111V181H109ZM117 183H118V181H117ZM130 183H132V181H131ZM141 183H142V182H141ZM141 183H140V184H141ZM158 183H159V182H158ZM177 183H178V182H177ZM187 183H188V182H187ZM197 183H198V182H197ZM197 183H196V184H197ZM202 183H204V182H202ZM234 183H235V182H234ZM241 183H242V182H241ZM261 183H262V182H261ZM99 184H100V183H99ZM124 184H125V183H124ZM128 184H129V183H128ZM133 184H134V182H133ZM137 184H138V183H137ZM146 184H147V183H146ZM165 184H166V183H165ZM179 184H180V183H179ZM181 184H182V183H181ZM215 184H216V183H215ZM134 185H135V184H134ZM154 185H155V184H154ZM161 185H162V184H161ZM201 185H202V184H201ZM223 185H224V184H223ZM240 185H241V184H240ZM248 185H249V184H248ZM96 186H97V185H96ZM104 186L106 187V185H104ZM107 186H108V185H107ZM117 186H118V185H116V186L114 187V188H115V189H114L115 191H116V187H117ZM130 186H131V185H130ZM130 186H129V188H130ZM136 186H137V185H136ZM139 186H140V185H139ZM142 186H143V185H142ZM159 186H160V185H159ZM159 186H158V187H159ZM167 186H168V185H167ZM169 186H170V185H169ZM175 186H176V184H175ZM185 186H186V185H185ZM188 186H189V185H188ZM226 186H227V185H226ZM121 187H122V186H121ZM133 187H134V186H133ZM155 187H156V185H155ZM176 187H177V186H176ZM199 187H200V186H199ZM203 187H204V186H203ZM203 187H201L200 189H202ZM212 187H213V186H212ZM222 187H224V186H222ZM107 188H108V187H107ZM131 188H132V187H131ZM134 188H135V187H134ZM148 188H149V187H148ZM148 188H146V189H148ZM153 188H154V186H153ZM159 188H160V187H159ZM159 188H158V189H159ZM162 188H163V187H162ZM162 188H161V189H162ZM170 188H171V187H170ZM174 188H175V187H174ZM179 188H181V187H179ZM230 188H231V187H230ZM87 189H88V188H87ZM89 189H90V188H89ZM97 189H98V188H97ZM119 189H121V188H119ZM119 189L117 188V190H119ZM156 189H157V188H156ZM185 189H186V188H185ZM190 189H191V188H190ZM203 189H204V188H203ZM206 189H207V188H206ZM228 189H229V188H228ZM231 189H232V188H231ZM231 189H230V190H231ZM102 190H103V189H102ZM108 190L111 191L110 188H108ZM112 190H113V189H112ZM131 190H132V189H131ZM131 190H130V191H131ZM135 190H136V189H135ZM138 190H139V189H138ZM149 190H150V188H149ZM166 190H167V189H166ZM168 190L170 191V189H168ZM175 190H176V189H175ZM180 190H181V189H180ZM182 190H183V189H182ZM225 190H227V189L225 188ZM82 191H83V190H82ZM123 191H124V189H123ZM123 191H122V192H123ZM125 191H127V190H125ZM125 191H124V192H125ZM144 191H145V190H144ZM157 191H158V190H157ZM160 191H161V190H160ZM163 191H164V190H163ZM172 191H173V190H172ZM227 191H228V190H227ZM248 191H249V190H248ZM91 192H93V191H91ZM113 192H114V191H113ZM113 192H111V193H113ZM119 192H121V191H119ZM122 192H121V193H122ZM141 192H142V191H141ZM145 192H146V191H145ZM175 192H176V191H175ZM211 192H214V190L211 191ZM211 192H210V193H211ZM244 192H245V191H244ZM89 193H90V192H89ZM111 193H110V194H111ZM115 193H117V191H116ZM126 193H127V192H126ZM126 193H125V194H126ZM135 193H136V192H135ZM156 193H157V192H156ZM180 193H181V192H179V194H180ZM245 193H246V192H245ZM86 194H88V193H86ZM92 194H93V193H92ZM102 194H104V192H103ZM123 194H124V193H123ZM125 194H124V195H125ZM139 194H141V193H139ZM147 194H148V193H147ZM173 194H175V193H173ZM199 194H200V193H199ZM202 194H203V193H202ZM217 194H218V193H217ZM227 194H228V193H227ZM231 194H232V193H231ZM231 194H230V195H231ZM233 194H234V193H233ZM236 194H237V191H236ZM94 195H95V193H94ZM112 195H113V194H112ZM121 195H122V194H121ZM127 195H129V194L127 193ZM132 195H133V194H132ZM137 195H138V194H137ZM164 195H165V194H164ZM169 195L171 196L172 194H168V196H169ZM176 195H177V193H176ZM83 196H84V195H83ZM85 196H86V195H85ZM92 196H93V195H92ZM107 196L110 197V195H107ZM114 196H115V195H114ZM125 196H126V195H125ZM125 196H123V197H125ZM142 196H143V195H142ZM147 196H148V195H147ZM172 196H173V195H172ZM172 196H171V197H172ZM179 196H180V195H179ZM211 196H212V194H211ZM223 196H224V195H223ZM257 196H258V195H257ZM86 197H88V196H86ZM90 197H91V196H90ZM128 197H129V196H128ZM133 197H134V196H133ZM156 197H157V196H156ZM186 197H187V194H186ZM191 197H192V196H191ZM204 197H207V195H205ZM209 197H210V196H209ZM221 197H222V195H221ZM221 197H220V198H221ZM228 197H229V196H228ZM252 197H253V196H252ZM116 198H117V197H116ZM119 198H120V196H119ZM119 198H118V199H119ZM139 198H140V197H139ZM154 198H155V197H154ZM177 198H178V197H177ZM222 198H223V197H222ZM111 199H112V198H111ZM114 199H115V198H114ZM125 199H126V198H125ZM134 199H135V198H134ZM136 199H137V198H136ZM149 199H150V198H149ZM203 199H204V198H203ZM207 199H208V197H207ZM223 199H225V198H223ZM86 200H87V199H86ZM130 200H131V199H130ZM137 200H138V199H137ZM139 200H140V199H139ZM147 200H148V199H147ZM154 200H155V199H154ZM154 200H153V201H154ZM161 200H162V199H161ZM169 200H170V199H169ZM192 200H193V198H192ZM218 200H219V199H218ZM251 200H252V199H251ZM122 201H123V200H122ZM125 201H126V200H125ZM141 201H142V200H141ZM144 201H145V200H144ZM144 201H143V203L146 202V201H145V202H144ZM153 201H152V202H153ZM188 201H189V200H188ZM195 201H196V200H195ZM195 201H194V202H195ZM220 201H221V200H220ZM223 201H224V200H223ZM82 202H85V200H82ZM108 202H109V201H108ZM112 202H113V201H112ZM112 202H111V203H112ZM136 202H137V201H136ZM155 202H156V201H155ZM169 202H170V201H169ZM177 202H178V200H177ZM190 202H192V201L190 200ZM196 202H197V201H196ZM204 202H206V201H204ZM225 202H226V201H225ZM245 202H246V201H245ZM109 203H110V202H109ZM119 203H120V202H119ZM128 203H129V202H128ZM141 203H142V202H141ZM164 203H165V202H164ZM192 203H193V202H192ZM249 203H250V202H249ZM262 203H263V202H262ZM124 204H125V202H124ZM139 204H140V203H139ZM148 204H149V203H148ZM153 204H154V203H153ZM168 204H170V203H168ZM172 204H173V203H172ZM196 204H197V203H196ZM223 204H224V203H223ZM87 205H88V204H87ZM119 205H120V204H119ZM122 205H123V202H122ZM125 205H126V204H125ZM127 205H128V204H127ZM132 205H133V204H132ZM134 205H135V204H134ZM137 205H138V204H137ZM161 205H162V204H161ZM181 205H182V204H181ZM226 205H228V203H227ZM235 205H236V204H235ZM130 206H131V205H130ZM143 206H144V205H143ZM149 206H152V204H150ZM154 206H155V204H154ZM166 206H167V204H166ZM183 206H184V205H183ZM197 206H198V205H197ZM233 206H234V204H233ZM238 206H239V205H238ZM115 207H116V205H115ZM123 207H124V205H123ZM152 207H153V206H152ZM184 207H185V206H184ZM184 207H183V208H184ZM255 207H256V206H255ZM2 208H3V207H2ZM129 208H130V207H129ZM134 208H135V206H134ZM165 208H166V207H165ZM199 208H200V207H199ZM227 208H228V207H227ZM3 209H4V208H3ZM137 209H138V208H137ZM143 209H144V208H143ZM154 209H155V208H154ZM166 209H167V208H166ZM184 209H185V208H184ZM132 210H133V209H132ZM139 210H140V209H139ZM139 210H138V211H139ZM156 210H157V209H156ZM177 210H178V209H177ZM250 210H251V209H250ZM250 210H249V211H250ZM0 211H1V210H0ZM135 211H137V210H135ZM145 211H146V210H145ZM152 211H153V210H152ZM154 211H155V210H154ZM164 211H165V210H164ZM164 211H163V212H164ZM171 211H172V210H171ZM234 211H235V209H234ZM259 211H260V210H259ZM1 212L4 213V211H1ZM131 212H132V211H131ZM148 212H149V211H148ZM150 212H151V211H150ZM71 213H72V212H71ZM110 213H111V211H110ZM119 213H120V212H119ZM143 213H144V212H143ZM145 213H147V212H145ZM154 213H155V212H154ZM159 213H160V212H159ZM159 213H158V214H159ZM165 213H166V212H165ZM165 213H164V214H165ZM167 213H168V212H167ZM182 213H183V212H182ZM184 213H185V211H184ZM241 213H242V212H241ZM259 213H260V212H259ZM0 214H1V213H0ZM126 214L128 215V213H126ZM179 214H180V213H179ZM131 215H132V214H131ZM145 215H146V214H145ZM150 215H151V214H150ZM159 215H160V214H159ZM162 215H163V214H162ZM111 216H112V218H113V215H111ZM111 216H110V217H111ZM115 216H116V215H115ZM129 216H130V215H129ZM147 216H148V215H147ZM147 216H143V217H147ZM182 216H183V215H182ZM185 216H186V215H185ZM189 216H190V215H189ZM195 216H197V215H195ZM234 216H235V215H234ZM143 217H142V219H143ZM114 218H115V217H114ZM117 218H118V216H117ZM160 218H161V217H160ZM185 218H186V217H185ZM203 218H204V217H203ZM256 218H257V216H256ZM262 218H263V217H262ZM63 219H65V218H63ZM81 219H82V218H81ZM83 219H85V218H83ZM140 219H141V218H140ZM147 219H149V218H147ZM152 219H153V218H152ZM174 219H175V217H174ZM237 219H238V217H237ZM247 219H248V218H247ZM1 220H2V219H1ZM65 220H66V219H65ZM120 220H121V219H120ZM158 220H159V219H158ZM194 220H195V219H194ZM141 221H142V220H141ZM144 221H145V220H144ZM151 221H153V220H151ZM172 221H175V220H172ZM188 221H189V220H188ZM200 221H202V220H200ZM203 221H204V220H203ZM256 221H257V220H256ZM81 222H82V220H81ZM85 222H86V221H85ZM148 222H149V221H148ZM154 222H155V221H154ZM164 222H165V221H164ZM166 222H167V221H166ZM192 222H193V221H192ZM208 222H209V221H208ZM61 223H62V222H61ZM150 223H151V222H150ZM176 223H177V222H176ZM176 223H175V224H176ZM214 223H215V222H214ZM83 224H84V223H83ZM86 224H88V223H86ZM137 224H138V223H137ZM140 224H141V223H140ZM140 224H139V225H140ZM254 224H255V223H254ZM89 225H90V224H89ZM147 225H149V224H147ZM176 225H177V224H176ZM252 225H253V224H252ZM252 225L250 224V226H252ZM255 225H256V224H255ZM145 226H146V225H145ZM153 226H154V223H153ZM155 226H156V225H155ZM155 226H154V227H155ZM157 226H158V225H157ZM192 226H193V225H192ZM215 226H216V225H215ZM253 226H254V225H253ZM130 227H131V226H130ZM158 227H159V226H158ZM158 227H157V229H158ZM173 227H174V226H173ZM177 227H179V226L177 225ZM247 227H248V226H247ZM257 227H258V225H257ZM257 227H256V228L254 227V228L257 229ZM115 228H116V227H115ZM148 228H149V227H148ZM179 228H180V227H179ZM195 228H197V227H195ZM251 228H252V227H250V228H246V229H251ZM88 229H89V228H88ZM92 229H93V228H92ZM150 229H151V228H150ZM181 229H182V228H181ZM201 229H202V228H201ZM238 229L241 230L240 228H238ZM252 229H253V228H252ZM252 229H251V230H252ZM3 230H4V229H3ZM147 230H148V229H147ZM159 230H160V229H159ZM159 230H158V231H159ZM179 230H180V229H179ZM229 230H230V229H229ZM251 230H248V231H251ZM156 231H157V230H156ZM219 231H220V230H219ZM141 232H142V231H141ZM148 232H149V231H148ZM162 232H163V230L161 231V233H162ZM92 233H93V232H92ZM135 233H136V232H135ZM142 233H144V232H142ZM145 233H146V232H145ZM159 233H160V232H159ZM198 233H199V232H198ZM236 233H238V232H237V229H236ZM239 234H240V233H239ZM241 234H242V233H241ZM137 235H138V234H137ZM146 235L148 236V233H146ZM170 235H171V234H170ZM184 235H185V233H184ZM194 235H195V234H194ZM255 235H257V233H256ZM123 236H124V235H123ZM135 236H136V235H135ZM135 236H134V237H135ZM154 236H155V234H154ZM164 236H165V235H164ZM172 236H173V235H172ZM137 237H138V236H137ZM206 237H207V236H206ZM208 237H209V236H208ZM126 238H127V237H126ZM129 238H130V237H129ZM167 238H168V237H167ZM221 238H222V236H221ZM237 238H238V237H237ZM257 238H258V237H257ZM123 239H124V238H123ZM206 239H207V238H206ZM206 239H205V240H206ZM208 239H209V238H208ZM218 239H219V238H218ZM134 240H135V239H134ZM138 240H139V239H138ZM147 240H148V239H147ZM200 240H201V239H200ZM236 240H237V239H236ZM0 241H1V240H0ZM130 241H131V239H130ZM132 241H133V240H132ZM193 241H194V240H193ZM201 241H202V240H201ZM206 241H207V240H206ZM184 242H185V241H184ZM129 243H130V242H129ZM143 243H144V242H143ZM148 243H149V242H148ZM195 243H196V242H195ZM197 243H199V242H197ZM130 244H131V243H130ZM140 244H141V243H140ZM140 244H139V245H140ZM149 244H150V243H149ZM166 244H167V243H166ZM184 244H185V243H184ZM254 244H255V243H254ZM263 244H264V243H262V245H263ZM255 245H256V244H255ZM132 246H133V244H132ZM166 246H167V245H166ZM202 246H203V245H202ZM1 247H2V246H1ZM203 247H204V246H203ZM167 249H168V248H167ZM1 250H2V249H1ZM261 250H262V248L260 249V251H261ZM262 251H263V250H262ZM19 252H20V251H19ZM19 252H18V253H19ZM205 252H206V251H205ZM0 253H1V252H0ZM248 253H249V252H248ZM249 254H250V253H249ZM249 254H248V255H249ZM111 255H112V254H111ZM111 255H110V256H111ZM159 257H160V256H159ZM185 257H186V255H185ZM187 257H188V256H187ZM189 257H190V256H189ZM181 258H182V257H181ZM194 259H195V258H194ZM199 259H200V258H199ZM259 259H260V258H259ZM175 260H176V259H175ZM14 261H15V260H14ZM18 261H19V260H18ZM163 262H164V261H163ZM172 263H173V262H172ZM12 264H13V263H12ZM177 264H178V263H177Z\"/></svg>",
    "mask_w": 264,
    "mask_h": 264
}]
</instances>
